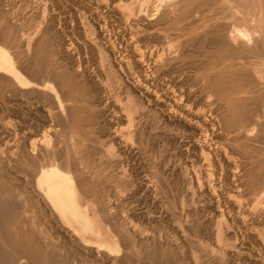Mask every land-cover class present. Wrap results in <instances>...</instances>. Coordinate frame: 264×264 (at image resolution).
<instances>
[{"label": "rangeland", "instance_id": "1", "mask_svg": "<svg viewBox=\"0 0 264 264\" xmlns=\"http://www.w3.org/2000/svg\"><path fill=\"white\" fill-rule=\"evenodd\" d=\"M2 1L3 0H0V2H2ZM43 1L44 0H4L3 1L4 4H2L3 2L0 3V6H1L0 7V14L2 15V16L0 15V36L3 34L0 37L1 40L3 39V41L0 40V47H1V49H4L5 51H7L6 53H8V55H10V58L11 57L13 58V59L11 58L12 62L15 61L16 66L17 65L19 66V70H21L20 73L21 74L23 73L22 76L25 74V72L28 73L29 72L28 69H30V73L29 74L26 73L27 76L29 75L30 77L29 76L26 77L25 75H24L25 77H23L26 84L28 83L27 85H25V87L28 91L25 90L22 92V90L20 88H18V85H16L10 79H9L10 80L9 82L8 81L6 82V78H4L5 80L3 79V81L2 80L0 81V151H1L0 157H2V159H3V162H0V178H1L0 179V264H79V263L80 264H82V263H85V264L86 263H88V264L89 263H91V264H112V262H113V264H119V263H121V264H159V263L160 264H172V263L173 264H177V263L178 264H194V263L195 264H264V237H263L264 236V206H263L264 205V201H263L264 200L263 199L264 198V163H263L264 162V152H261V150L263 149L262 147L264 145L260 144L261 141H259V143H255L258 139H260V140L262 139V141H264L263 140L264 139V136H263L264 131H262L260 128H258V129L256 128L253 132L254 127L252 125H254V122H255L253 119V115H254L255 111L254 110L251 111V109L252 108L255 109V106H254L255 104L251 103L254 99H251L250 98L251 96L249 95L251 89L252 90H253V88L255 90L258 89V91L261 93L262 91H260V89L263 90L262 87H264V82H262L264 79V76H262V78L258 77V75L260 77L262 74L264 75V72H261L262 65L264 67V63H262L261 61L260 62L257 61L259 58H260L259 60H262V58L264 60V55H263L264 54V45H263L264 44V35L262 32L263 28L259 27V26H261V22L257 23L260 21V19H258L259 18L258 15L260 14V11H261L260 10L261 8L258 9L261 5L260 0H258V2H257V0H249L250 4L248 3L247 0H241L242 2H240V0H235V1H233V0H222V1L221 0H214L212 3L214 5L216 4L215 6L211 5L212 0L211 1L209 0L210 2H208L207 0L206 1L205 0H200V1H198V0H193V1L192 0H184V1L180 0L181 3L176 0V3H175L176 5L174 3H171L172 5L168 4V3H170L168 1V2L164 3V4H167L164 6V8H162L164 4H162V7H161V9H162L161 11H163L165 9L168 10V12L170 13L169 19L171 21V23L168 24L169 31H167V32L162 31V33H161V31L159 32V33H161V37L163 36V38L157 37L158 35L156 37H153V35H150L153 32H151L152 29L149 26L150 25L149 21H146V20L142 21V22H139L138 20H134V21L128 22V23L126 22L123 24V26L119 24V21H120L119 18L122 19L121 18L122 14H120V13H122V12H120V10L122 11V9L119 6H121L122 4L125 5V3L127 4V2L129 5V3H131L135 0H132V1L122 0L123 2L117 3V4L116 3L113 4L112 3L113 0H111L112 2L110 0H63V1L62 0H57V1L56 0H49V1L45 0L44 2ZM84 2H86V3H84ZM198 2H201V3H199V5H198ZM206 2H207V4H206ZM230 2H233V3H231L232 7L230 5ZM222 3H223V6L221 7ZM234 3H236V4L234 5ZM43 4H45V5H43ZM109 4H110V6H109ZM219 4H220V6H219ZM225 4H227V5H225ZM46 5H48V6L46 7ZM157 5H158V3H157ZM157 5H154V6H157ZM195 5L199 6L200 8L202 7L201 11L203 9L205 10L206 7L208 10L207 9L205 11L203 10L202 11L203 13H202V12H200V8H198ZM206 5H208V6H206ZM210 5L213 7L210 8L209 7ZM228 5H229V7H228ZM247 5L249 6L248 8H246ZM193 6H195L196 8L194 9ZM203 6H206V7L204 8ZM233 6L237 7L236 11L234 10L235 7L232 10ZM42 7H43V9H41ZM48 7L51 9V11ZM106 7H107V10H106ZM214 7H215V10H214ZM218 7L221 8V9L219 8L220 10H224V12L223 11L221 12L220 10H218ZM250 7H251V9H250ZM55 8L57 9L56 11H55ZM118 8H119V10H118ZM173 8H175V9H173ZM179 8H182V9L179 10ZM216 8L219 11L218 15H216V13L218 12L216 10ZM196 9L199 11V13L197 12ZM211 9H212L213 15L216 12L215 13L216 16H214V17L212 16ZM257 9L259 10V12ZM43 10H44V12L47 11L48 15L46 13H44ZM103 10L106 12L104 13ZM117 10H118V12H117ZM225 10H227L229 12L226 11L227 13H225ZM240 10L241 11L243 10L245 12H241ZM193 11H194V13H197L198 15L200 13H202V14H200L198 16L197 14H194ZM246 11L247 12L249 11V12L247 13ZM107 12L110 14H107ZM2 13L5 15L3 16ZM56 13H58V15ZM60 13L63 16L60 15ZM155 13H156V11L153 12V14H155ZM242 13L244 14V16L242 15ZM245 13H247V14H245ZM249 13H251V14H249ZM92 14H94V16ZM219 14L222 15V18ZM227 14L228 15L232 14L231 17H233L234 14H236V15L233 18H231L230 16L228 17ZM83 15H84V18H83ZM192 15H193V17H192ZM209 15H211L212 17H210ZM223 15H226V16H224V18H223ZM251 15H252V17H254L256 19L257 22L254 20V18L251 17ZM59 16L61 19L59 18ZM108 16L110 19L108 18ZM185 16H187V17L185 18ZM217 16H219V17H217ZM80 17H81V19H80ZM202 17H204V18H202ZM244 17H246V19H248L249 21L245 20ZM93 18H94V20H93ZM115 18H117V19H115ZM187 18L188 19L190 18L191 20L190 19L187 20ZM215 18H218L217 19L218 21ZM238 18H239V20H238ZM225 19H230V21L229 20L224 21ZM193 20H194V23H193ZM214 20H216V21H214ZM58 21H61L60 25H59ZM83 21H85L84 24H83ZM104 21L107 23H104ZM238 21H240V22H238ZM129 23H131V24H129ZM132 23H133L134 27L132 26ZM135 23L136 24L138 23V24L136 25ZM146 23H147V25H146ZM190 23H192L193 25L191 26ZM221 23H223V26L226 23L227 28L229 30H230L232 24H233V26H242L243 25L244 27L246 26L247 28L251 27V28H253L252 30L257 32L256 36L259 35V33H260V36H258V37L262 40H259V38L255 37L259 41H257L256 39H253L252 40L253 43H251L252 41H250V43H248L249 45H247L246 43L239 44V41H237V43L234 42V44L238 45L239 47L234 45V44L232 46L237 47V49H234L235 47L232 48L231 44L229 46L227 43H223V44L217 46L216 42H218V44H219V40H217V41L215 40L216 36H218V34L221 30L223 31V28L227 29L226 26H224L223 28L220 29V27H218V26ZM251 23H252V25H251ZM90 24H91V26L89 27ZM126 25H128V26H126ZM185 25H186V27H185ZM210 25H212V26H210ZM214 25L216 26V28ZM47 26L48 27L50 26L51 30H53V31L48 32V30H50V27L48 28ZM141 26L144 28H142ZM220 26H222V25H220ZM85 27H86V29L88 28L89 31L85 30ZM146 28H147V30H146ZM187 28L189 30H186ZM212 28L217 29V32H216V30L214 31ZM46 29H48V30H46ZM129 29H130V33H128ZM259 29H260V31H259ZM143 31H145V32H143ZM152 31L155 32L156 30H152ZM206 31H207V34H208V32H209V35L211 34L210 35L211 39H208L210 36L206 34ZM213 31H214V33H213ZM224 31H228V30H224ZM224 31H223V33L225 34ZM38 32H41V33H38ZM210 32H212L213 34ZM221 32H220V34H221ZM261 32H262L263 36H261ZM32 34H34V35L37 34V35L34 37V35H32ZM45 34H48V35H45ZM146 34L149 35L150 37L147 36ZM205 34L208 37L204 36ZM27 35H29V36H27ZM51 35H53L54 37ZM133 35H135V36H133ZM136 35L138 37L145 36L149 40L150 44L152 43L151 45H156L158 47V49H161V50H163L164 48L168 49L167 46L170 43H173V45L178 46L177 49L179 51L176 49V51H174V54H175L174 55L172 51L170 52V51L166 50L165 53L161 52V55L159 57L157 55L155 56V54H154L152 56L154 58V59L152 58L153 59L152 62H156L158 60L156 62V65H159V66H156L155 64L150 65V67L145 68V71H143V74L145 73L144 74L145 76L143 74H141V76H140V73H142V72H139V70H132L130 72L129 68L127 69V67H121L120 68L122 61L124 59V56H125L124 54H126V56L130 57V55L132 54L134 46H136V45H134L135 38H133V37H136ZM171 35H174V36H171ZM201 35H203V36L201 37ZM213 36H215V38ZM223 36H225V35H223ZM17 37H18V39H17ZM89 37H90V39H88ZM92 38H93V40H92ZM129 38L131 39V41ZM150 38H152V39L150 40ZM158 38H160V39H158ZM167 38H169V39L171 38L170 40L168 39L169 43H168V41H166ZM192 38L194 39V41ZM201 38H203V39H201ZM220 38H221V36H219L216 39H220ZM24 39H26V40H24ZM29 39L32 41L31 47H30L31 49L27 47V45H29ZM198 39H200V40H198ZM212 39L215 40L216 42L214 43V41ZM27 40H28V42H27ZM37 40H38V42H37ZM39 40H40V42H39ZM47 40H49V41H47ZM76 40H77V42H76ZM153 40H155V41H153ZM210 40H212L213 42ZM52 41H54V42L52 43ZM94 41H97V42H94ZM207 41H208V45L210 42V46H211V47H209L210 50L208 47H206V46H208V45H206ZM157 42L160 43L161 45H162V43L165 44V42H166L167 46H164V45H163L164 47L160 46V44H158ZM183 42H185V43L183 44ZM198 42H200L201 45ZM3 43H5V44H3ZM23 43L25 45H23ZM34 43L37 44V46L34 45ZM96 43H97V45L95 47V50H93L94 49L93 47L95 46L94 44H96ZM190 43H192V44L194 43L193 46L196 45V47H193L192 44H190ZM211 43H212V45H211ZM240 43H242V42H240ZM6 44L9 45L8 46L9 48H7ZM54 44H55V46H54ZM213 44L216 46L213 47L214 46ZM226 44H227L228 48H226ZM245 44L247 47H245ZM251 44L252 45L254 44V47H257L258 49H250V47L251 48L253 47ZM90 45H92V46L94 45V46L92 47ZM16 46H17V49H16ZM24 46H26L27 48ZM66 46L69 48H65ZM121 46H123V47L121 48ZM18 47H20V48H18ZM21 47L23 49H21ZM204 47L206 49H204ZM212 47H213V49H212ZM220 47L221 48L224 47L225 49H221ZM240 47H241V50H240ZM13 48H14V50H13ZM70 48L73 49V50L71 49V52L75 51L73 53L75 57H72L73 54L71 55V52L67 51V49H70ZM97 48H98V50H97ZM246 48H249L250 50L249 49L246 50ZM110 49H112V50H110ZM17 50H20V51H17ZM26 50H27V52H26ZM30 50L31 51L33 50V51L31 52ZM185 50H188V52ZM190 50H191V52H189ZM193 50H194V52H192ZM230 50L233 52H231ZM255 50L257 52H255ZM112 51H116V52H113V53H115L114 56H113ZM166 52H167V54H166ZM199 52H200V54H199ZM246 52H252V53L250 55ZM253 52H255L256 53L255 55H257V56L254 57ZM28 53L30 54L32 59H30L31 57L29 56ZM59 53H61V54L59 55ZM75 53H77V54H75ZM100 53L102 55H100ZM182 53H184V55ZM188 53L190 54V57H192L193 59L195 56L196 57L198 56V57L197 58L195 57L194 60H192V58H191V60H190V57H188L189 56ZM193 53H194V56H192ZM239 53H240V55H239ZM245 53L250 55V56L246 55V57L248 56L247 58L249 59V61L250 62L252 61L251 64L253 65V67L251 64H249L250 62L245 57ZM230 54H232V55L234 54V55L232 57H228V56H231ZM260 54H262V57L259 56ZM185 55H186V57H185ZM211 55L212 56L214 55V56L212 57ZM36 56H37V58H36ZM76 56L80 57V58H78L79 60L76 58ZM100 56L102 58L101 61L103 64L100 61ZM103 56L105 57L106 60L103 58ZM122 56H123V59H122ZM165 56H167V57H165ZM208 56H210L209 57L210 60L208 59ZM241 56L242 57L244 56L245 60L243 59L244 57L242 58ZM251 56L255 59L257 57L256 61L258 62V64L260 63V65L257 64L255 59L251 60L252 59ZM59 57H61V58H59ZM221 57L224 59H221ZM249 57H251V58H249ZM25 58H26V61H25ZM43 58H45V59H43ZM46 58H48L49 60ZM27 59H30V60L27 61ZM35 59H36V62H34ZM72 59L75 60L76 64H75L74 60H72ZM80 59H81V61H80ZM231 59H232V61H231ZM234 59H236V60H234ZM31 60L34 62V64H32V67L31 66L29 67L27 64L31 65L30 63H33V62H30ZM43 60H45L44 67L42 66L44 64ZM53 60H56V61L58 60L63 65V67L59 70L61 75L58 78L51 75V73L48 77H46V75H42V73H44L45 70H47V71L49 70L50 72H52L51 70L53 68L50 67L49 64ZM60 60H62L64 62H62ZM70 60H71V62H70ZM164 60H165V62L163 63ZM241 60H242V62H241ZM23 61L25 63H23ZM77 61H79V63ZM159 61L161 64L159 63ZM198 61H200V63H196ZM246 61H248L249 63ZM19 62H20V64H19ZM73 62L75 64V66H74ZM116 62H118V63H116ZM189 62H190V66H188ZM193 62H194V64H193ZM67 63H69V64H67ZM253 63H255L256 65ZM46 64H48V65H46ZM174 64H176V65H174ZM219 64H220V66H219ZM232 64L235 66H233ZM20 65H22V66H20ZM35 65H37V67ZM106 65H107V67H106ZM111 65H112V67H111ZM154 65L158 68V75H156V74L153 75V72L151 71L155 67ZM238 65L241 67V69ZM193 66H194L195 70H196L197 66L198 67L200 66V68H198V70H196L198 72H196L195 70H191V68H189V67H193ZM236 66H238V67L236 68ZM250 66H251V68H250ZM21 67H22V69L24 68L25 72L22 71ZM25 67H26V69H25ZM40 67H43V68L39 69ZM46 67H48V68H46ZM77 67H78V69H77ZM102 67L103 68L106 67V68L103 69ZM254 67L258 68V69H254ZM79 68H80V71H78ZM100 68L104 72H102V70H100ZM112 68H113V70H112ZM114 68H115V71H114ZM119 68L121 69V72L118 71ZM149 68H151L150 71H149ZM201 68H202V70H201ZM74 69L76 71H74ZM83 69H84V71H82ZM170 69H171V71H169ZM72 70H73V72H72ZM172 70L173 71L175 70V71L173 73H171ZM186 70H188L189 73H186V72H188ZM258 70L260 71V73H258L259 72ZM263 70H264V68L262 69V71ZM243 71H246V72H243ZM251 71L255 72L254 74H256V75L251 73ZM94 72H95V74H94ZM112 72L113 73L115 72V73L113 74ZM161 72L163 73V75H161L162 74ZM167 72L169 73L168 76H166L167 74L165 75V73H167ZM33 73H34V75H33ZM78 73H80V74H78ZM116 73H117V77H115ZM120 73H122V74H120ZM175 73H176V75H175ZM242 73H244L245 75ZM249 73H251V75ZM103 74H105V75H103ZM134 74L137 75V76L135 75L137 77V79L134 76ZM146 74L148 76L150 74V78ZM183 74H185V75H183ZM235 74H237V75H235ZM85 75H86V77H85ZM109 75H111V76H109ZM118 75H121V79H120V77H118ZM171 75H173V77H169ZM239 75L240 76L244 75V76H246V78H244L242 76H241L242 79L240 77L237 78V76H239ZM33 76L36 78H34ZM75 76H76V78H75ZM122 76H124V77H122ZM188 76H190V78H188ZM191 76L192 77L194 76V78H191ZM247 76H250V77H247ZM255 76L261 81H259ZM44 77L47 78V80L44 79ZM106 77H107V79H106ZM131 77H133L134 79ZM210 77H211V79H210ZM219 77H220V79H219ZM251 77H254V78H251ZM115 78H117V79H115ZM126 78H128V79H126ZM170 78H171V80L172 79L173 80L170 81L169 80ZM182 78H184V79H182ZM29 79H31V81ZM35 79H37V81H39V83L36 82ZM99 79H100V83L98 81ZM138 79H139L140 84L138 82ZM175 79H176V82H175ZM33 80H34V82H33ZM52 80H54V81H52ZM106 80L109 82V84H107L108 82H106ZM118 80L120 82L122 80L123 83L124 82H126V83L128 82V83L123 84V83H120ZM159 80L160 81L162 80L161 81L162 84L159 83L160 82ZM189 80L191 82H189ZM244 80H246V82L247 83L249 82V83L247 84ZM145 81H148L147 82L148 84L149 83L152 84V85L149 84V86H151L152 88L154 87L153 92H151L152 89L151 90L149 89L147 91H146L145 87L143 89ZM166 81L169 83H167ZM173 81L175 82V84ZM184 81H185V83H184ZM250 81H251V83H250ZM44 82H46L47 84ZM55 82L57 84L59 82V84L57 85ZM104 82L106 85L103 84ZM117 82H119V83H117ZM194 82H196V83H194ZM240 82H242V83H240ZM40 83H43L42 85L46 84V86L45 85H44V87L42 86L43 88H45V93H42V95L39 94L38 92H36V93L32 92L33 88H36V87L41 85ZM136 83H138V85ZM186 83H189V85L188 84L185 85L186 87L182 86V88H184V89L180 90L181 85L182 84L184 85ZM98 84L100 86H102L103 88L99 87ZM163 84L164 85L166 84V86L167 85L168 86L166 87ZM193 84H196V85H193ZM250 84H252V86ZM53 85L57 86V87L55 88ZM159 86H161V87H159ZM246 86L248 88H246ZM253 86H255V87H253ZM135 87L137 88V90ZM140 87H142V88H140ZM30 88H31V90H30ZM122 88H123V91H122ZM157 88H158L161 95L158 93V90H156ZM164 88H165V90H164ZM190 88L193 90L192 95H191V91H190L191 89ZM19 89L21 91H19ZM186 89H187V92H186ZM244 89L246 91H244ZM112 90H114V91H112ZM138 90L141 93H139ZM59 91H61V92H59ZM148 91L151 92L152 94L156 91L157 95L158 94L159 95L157 97L156 93H154L156 96H154L152 98V94L149 93L151 95L150 96L148 94ZM183 91H185L186 94ZM18 92H20L19 93L20 95L17 94ZM27 92H29V93H27ZM162 92H163V94L165 93L164 96H162L163 95ZM175 92H178L179 95L182 92L181 93L182 96L181 95L179 96ZM263 92H264V90H263ZM108 93H111V94H108ZM173 93H174V95H173ZM103 94H105V95H103ZM170 94H171V96H170ZM175 94H177V95H175ZM43 95H45V96L43 97ZM64 95H66L65 98H64ZM118 95H120V96H118ZM183 95L185 97V100L183 98ZM193 95H195V96L193 97ZM141 96H142V98H141ZM176 96H178V97L176 98ZM246 96L249 97V99H247ZM144 97H145V99H143ZM146 97H147V99H146ZM168 97L169 98L171 97V98L169 99ZM190 97H191V100H190ZM203 97H205V98H203ZM27 98H29V99H27ZM45 98H46V100L44 102ZM48 98L50 101L52 100V102L47 100ZM113 98H115V99H113ZM135 98H136V100H135ZM140 98H141V100H140ZM157 98H159V99H157ZM209 98H210V102H209ZM26 99L28 100V102H26L27 101ZM108 99H109V101H108ZM172 99L176 100L179 104V105L175 106V108L177 110L174 108L171 109L172 108L171 106L174 107V102ZM177 99H179V100H177ZM243 99H244V101H243ZM23 100H24V102H23ZM29 100H30V102H29ZM65 100L67 102H65ZM106 100L108 101L107 104L105 103ZM206 100H207V103H206ZM46 101H47L48 107H47V105L45 107ZM186 101L189 103H187ZM190 101H191V103H190ZM200 101H201V103H200ZM203 101H205V103ZM128 102H130V103L128 104ZM184 102H186V103H184ZM50 103H52V104L54 103V104L52 105ZM116 103H117V106H116ZM131 103H133V105H130ZM138 103H139V105H138ZM159 103H161V104H159ZM186 104H187V106L189 105L188 107H189V109L191 108L190 110H193L191 113L193 115V117H191V118L194 119L193 123L196 124L197 121L200 123L199 124V127H200L199 130L200 131H198V132L196 129H194L193 126H191V124H193V123L191 122L190 119H187L186 117H184L183 121L179 120L180 117L183 118L184 109L189 110L188 107L186 106ZM193 104L195 105L194 107H192ZM200 104H202V105H200ZM205 104H206V106H205ZM54 105H57V106H54ZM67 105H71L72 107H74L72 122H71L69 127L67 126L66 128H63L64 127L63 126L60 128L57 126L58 124L55 121V119L53 118V116L55 115V113L60 108L65 107ZM190 105H192V106H190ZM135 106L140 108L139 109L140 113L138 112V109ZM183 106H184V108H183ZM252 106H254V107H252ZM43 107H45V108H43ZM142 107H143V110H142ZM158 108H160L162 111L159 110ZM179 108H182L181 110H183V111H181ZM202 108H203V110H202ZM46 110H48V111L46 112ZM197 110L200 112L201 111L204 112L202 114L204 117V121L206 123H207V121H209L210 123L208 122V124L206 125L202 119L203 118L202 115H201L200 119H196L194 117V112L195 111L198 112ZM207 110H208V112H207ZM212 110L214 112H212ZM164 111H166L167 113ZM172 111H174V112L172 113ZM106 112H108V113H106ZM125 112H126V114H125ZM179 112L181 113L180 115L178 114ZM47 113L49 115H46ZM122 113L126 116L128 114L129 115L127 117H125ZM131 113H133V115H132L133 117L130 116ZM138 113L141 116L138 115ZM176 113L179 116H176ZM206 113L207 114L209 113V116H207ZM205 114H206V116H205ZM50 115H52L51 116L52 118L50 117ZM104 115H105V117H104ZM174 115H175V117H174ZM162 116H164V117H162ZM212 116H213V118H212ZM215 116H218V117H215ZM246 116H247V118H246ZM208 117H210L211 119ZM249 117H251V118L249 119ZM48 118L50 120H52L53 122L50 120H47ZM141 118H143V120H141ZM172 118H173V120H172ZM164 119H165V121H164ZM245 119H247V120H245ZM113 120L115 122H113ZM212 120L214 122H212ZM255 120H256V118H255ZM138 121L140 122L139 124H137ZM246 121H249V122H246ZM250 121H253V122H250ZM27 123H28V125H27ZM49 123H50V126H49ZM250 123H252V124H250ZM187 124H189V125H187ZM203 124H205L206 126ZM218 124H221V125H218ZM209 126H210V129H211V127L212 128L214 127L213 131L209 129ZM220 126L222 129L220 128ZM25 128H26V130H25ZM113 128L115 129V132H114ZM19 129L22 130V133H21V130H19ZM56 129L59 131H57ZM61 129H62V131H61ZM99 129H101L102 132ZM191 129H193V130H191ZM250 129L252 131H250ZM194 130H195V132H194ZM256 130H258V131L256 132ZM260 130L262 132H259ZM132 131L134 133H132ZM146 131H148V132H146ZM55 132L57 133L56 135H55ZM69 132H70V134H68ZM99 132H101V133H99ZM136 132L137 133L140 132V133L137 135ZM204 132L206 133V135L203 134ZM211 132L214 135L210 134ZM103 133L107 136L103 135ZM245 133H246V135H245ZM82 134H83V136H82ZM207 134H209L211 138L207 137ZM252 134H253V136H252ZM130 135H133V136L131 137ZM153 135H155V136H153ZM103 136H104V138H103ZM137 136H141L142 138L141 137L137 138ZM201 136H205V137L201 138ZM242 136H243V138H242ZM25 137H26V139H25ZM73 137H75V138H73ZM100 137H101V139H100ZM106 137H108V138H106ZM76 138L78 140L74 141ZM113 138L115 140H113ZM215 138H218V139L216 140ZM203 139H204V141H203ZM211 139H213V140H211ZM24 140H26V141H24ZM123 140H125V142ZM143 140H145V142ZM81 141H83V142H81ZM133 141H135L136 143ZM142 141H143V143H142ZM192 141L193 142L195 141V142L192 143ZM36 142H37V144H36ZM38 142H40V143H38ZM76 142H78V143H76ZM97 142H98V144H97ZM132 142H133V144H132ZM205 142L207 143V145L205 144ZM208 142H209V144H208ZM34 143H35V146H34ZM83 143L86 145L85 147H84ZM144 143H145V146H144ZM200 143H201V145H200ZM73 144H74V146H73ZM130 144L133 146L131 147ZM197 144L199 147L200 146L202 147V145H203V147L206 146V148L208 150L204 148L205 150L200 151L201 147L199 148L197 146ZM60 145H61V147H60ZM36 146H40V147L37 148ZM42 146H43V148H41ZM72 146H73V148H70ZM207 146L210 148H208ZM218 146H219V148H218ZM223 146L227 147V148H225V150H224ZM258 146H259V148H258ZM18 147H27L28 150H17ZM33 147L38 149V151L32 150ZM78 147H80V148H78ZM106 148H107V150H109V152H112V151L114 152V153L113 152L110 153V155L112 154L111 155L112 157L110 155L107 156ZM228 148H229V150H228ZM40 149H42L43 152H41ZM74 149L75 150L77 149V150L75 151ZM68 150H74L75 153L72 154L73 156L71 155L70 151H68ZM219 150H221V152ZM227 150L229 151V153ZM253 150H255L257 153H254ZM24 152L29 153V154H31V152H35L36 154H38V156L41 154L40 157L42 156L41 157L42 159L39 158L36 154H35V156L31 155L29 158L32 159V161L37 156L36 158H39L42 161L47 158L45 161H47L48 159L49 160L51 159V161L56 160V161H58V163H62V164L65 162H70L71 164H73L77 158V160H79V162H82L81 166L83 168H86L85 169V175L86 174H88V175L95 174L97 176V175H100L104 171H108V175H107L106 179H104V176L100 177L101 179H100V182L98 184H95L92 182L90 183L89 181L84 180V182H85L84 186H85V188L88 189V196L84 195V196H81V198H80L79 203L83 209L82 213L87 215L89 217V219L94 222L93 223L94 230L97 228L96 230L99 229V230H102L103 232H106V230H107L106 227L107 228L109 227L107 222H106L107 217H105L104 214L99 210L100 205H101L100 202H101V200H103L105 206L107 208H109V210H110L109 215L112 217L118 216V218L115 222V226L117 225L116 226L117 228H115V229L117 230L118 233L120 231V229L118 227V225L120 224L119 222L120 221L122 222L123 220H127V219H128L127 221L129 223L131 222L130 223L131 226L136 227L135 228L136 230L139 229V231L137 230V232H139L138 233L139 236H137V240L139 241L140 245L142 246V251L140 252V255H139L140 257L139 258H127V260H125V261L124 260L120 261V258H119V261H117V263H116V261L114 262V258H112V260L110 262H106V261L104 262V260L100 256L99 257H97L96 255H90V256L85 255V256H83L82 253L80 254L79 244L81 241L78 238L72 237V232H73L72 229H70L69 227H67L64 224L62 225L59 222L58 218L53 217L50 214H45L40 209L38 210V207L35 206V204H33V203L31 205L29 203L27 204V200H29V188H30L29 187L30 186L29 180H32V178L29 179L31 177V176L29 177V175H32L36 172L34 171V169L32 167L33 162H31L28 158L21 159V157L18 156L20 153H21L20 156L22 154H25ZM38 152H40V153H38ZM208 152H210V156L207 155ZM233 152H234V154H233ZM239 152H241V153H239ZM17 153H18V155H17ZM43 153L45 154V157L43 156L44 155ZM79 153H81V154H79ZM215 153H217V155ZM14 154L16 155V159H15ZM258 154H260V155H258ZM232 155H234V156L232 157ZM246 155H248L249 157ZM56 156L58 158L60 157V160L56 159L57 158ZM218 156H220V157L218 158ZM255 156H256V158H255ZM18 157H19V159H18ZM242 157H243V159H242ZM11 158H13L14 160ZM233 158L235 160H233ZM81 159H82V161H81ZM247 159L248 160L250 159V160L248 161ZM21 160L24 164L21 163ZM214 160H216V161H214ZM233 161H234V164H233ZM239 161H241V162H239ZM251 161H252V163H251ZM15 162H16V164H15ZM119 162H120V164H119ZM218 162H220L221 165H219L220 163H218ZM230 162H232V163H230ZM113 163H115V164H113ZM248 163L250 164L249 167H247ZM255 163H257V164H255ZM261 163H262V165H261ZM222 164H223V166H222ZM236 164H237V166H235ZM240 164H245V165L241 166ZM254 164L257 165V168ZM66 167H67V169H66L67 171L72 170L70 165H69V167L68 166H66ZM220 167L223 169H221ZM234 167H236V169ZM162 169H163V171H162ZM231 169H232V171H231ZM253 169L255 171H253ZM86 170H87V172H86ZM241 170H243V171H241ZM237 172H238V174H237L238 177H240V176L243 177L242 181H243V184H245V187L241 188L242 191L237 188L236 182L234 183V181H235V177H234L235 174L234 173H237ZM210 173H212V175ZM231 173L234 175H232ZM253 173H255V174H253ZM26 175H28V176L25 177ZM247 175H248V177H247ZM255 175H256V177H255ZM231 178H232V180H231ZM25 179H26V181H25ZM261 179H262V181H260ZM231 181H233V182H231ZM233 183L235 186L233 185ZM18 185H20V186H18ZM102 185H106L107 186L106 189L109 187L106 190L105 194L102 195V197L104 199L100 198L101 197L100 191H101ZM210 185H211V187H210ZM217 186H219V187H217ZM230 187H231V189H230ZM97 190H98V192H97ZM222 190H223V193H222ZM237 190H238V192H237ZM154 192H155V194H154ZM20 194H21V196H20ZM108 194H109V196H108ZM232 195H234L235 197H233ZM18 196H20V197H18ZM221 196H223V197H221ZM230 196H232V198ZM227 197L230 198L231 201H230V199L227 200ZM225 198H226V201H225ZM254 200H256V202ZM252 202H254L255 207L253 206L254 204ZM232 203H234V204H232ZM25 205H26V208L30 209V210L28 209L29 211L25 208ZM257 205H259V207ZM260 205H261V207H260ZM31 206H32V208H31ZM238 206H239V208H237ZM32 209L34 212H36L35 214L32 211ZM85 210H87V212ZM26 214H28V215H26ZM23 215H25V216H23ZM129 217H130V219H129ZM33 221H34V223H33ZM132 223H134V224H132ZM25 226H26V228H25ZM33 226L35 229L33 228ZM221 227H222V229H221ZM69 230H71V231H69ZM142 230H143V233H142ZM216 233L217 234L220 233V234L217 235ZM140 234H141V236H140ZM144 234H146V235H144ZM219 235H221V236L219 237ZM88 236L86 237V240L89 242L91 247H94V246L96 247V245H98V244H104L107 242V240L104 238H102V240H101V239H97L96 237H94L92 235H88ZM141 237H143L144 239ZM147 237L149 239H147ZM187 237H188V239H186ZM139 238H141L142 240ZM258 238H260V240ZM172 239H173V241H172ZM45 243H46V245H45ZM24 247H27V249L30 250V253H32L35 256V258H33L31 261L21 260V256H20L21 252L20 251ZM11 248H12V250H11ZM113 248L115 250L114 254L118 255L117 251L121 250V248L118 249L114 245H113ZM129 252L130 251H128V253ZM155 252H156V254H155ZM81 256H83V259ZM195 259L198 261H195Z\"/></svg>", "mask_w": 264, "mask_h": 264}, {"label": "bare ground", "instance_id": "2", "mask_svg": "<svg viewBox=\"0 0 264 264\" xmlns=\"http://www.w3.org/2000/svg\"><path fill=\"white\" fill-rule=\"evenodd\" d=\"M4 1V0H3ZM2 1V2H3ZM45 1V0H44ZM43 1V2H44ZM49 1V0H48ZM57 1V0H56ZM63 1V0H62ZM111 1V0H110ZM130 1H132V0H130ZM129 1V2H130ZM170 2V3H168V4H171V3H176V0H135V1H133V2H131V3H129V5H128V2H127V4L125 3V5H121V6H119V7H121V9H122V11L120 10V12H122V13H120V14H122V19H120L119 18V24L120 25H122L123 26V24L124 23H128V22H132V21H134V20H138L139 22H142V21H149V26H150V28L152 29V30H156L155 32L154 31H152L151 29V32H153V33H151L150 35H153V37H156L157 35V37H161V33H162V31L163 32H167V31H169V27H168V24L169 23H171V21H170V19H169V12H168V10H163V11H161L162 9H161V7H162V4H164V3H166V2ZM177 1H179L180 3H181V1L180 0H177ZM184 1V0H183ZM182 1V2H183ZM193 1V0H192ZM198 1H200V0H198ZM206 1V0H205ZM208 2H210L209 0H207ZM214 0H212L211 1V3L213 2ZM222 1V0H221ZM233 1H235V0H233ZM248 1V3H249V0H247ZM2 2H0V3H2ZM29 2V1H28ZM112 2V1H111ZM121 2H123L122 0H113V4L114 3H121ZM186 2V1H185ZM240 2H242L241 0H240ZM251 2V1H250ZM257 2H258V0H257ZM50 3V2H49ZM59 3V2H58ZM84 3H86V2H84ZM157 3H158V5H157ZM187 3V2H186ZM199 3H201V2H198V5H199ZM217 3V2H216ZM225 3V2H224ZM231 3H233V2H230V5H231V7H232V4ZM246 3V2H245ZM260 3H261V5H260V7L258 8V9H260L261 11H260V14L258 15L259 16V18L258 19H260V21L259 22H257L256 21V19L254 18V17H252V15H251V17L252 18H254V20L257 22V23H260L261 22V26H259V27H262L261 29H262V32H263V35H264V0H260ZM2 4H4V2L2 3ZM1 4V5H2ZM173 4V5H174ZM178 4V3H177ZM191 4V3H190ZM206 4H207V2H206ZM236 3H234V5H235ZM250 4V3H249ZM43 5H45V4H43ZM52 5V4H51ZM119 5V4H118ZM154 5H157V6H154ZM165 5H167V4H164L163 5V7L162 8H164V6ZM172 5V4H171ZM176 5V4H175ZM211 5H214L213 3L211 4ZM209 6L210 8L211 7H213V6ZM216 5V4H215ZM214 5V6H215ZM218 5V4H217ZM225 5H227V4H225ZM244 5V4H243ZM256 5V4H255ZM258 5V6H259ZM48 5H46V7H47ZM109 6H110V4H109ZM113 6V5H112ZM195 6H197V5H195ZM195 6H193L194 7V9L196 8ZM201 6V5H200ZM206 6H208V5H206ZM206 6H203L204 8L206 7ZM219 6H220V4H219ZM223 6V3H222V5H221V7ZM1 7V6H0ZM61 7V6H60ZM115 7V6H114ZM156 7V8H155ZM172 7V6H171ZM184 7V6H183ZM198 8H200L199 6H197ZM217 7V6H216ZM226 7V6H225ZM228 7H229V5H228ZM234 7L235 6H233V8H232V10L234 9ZM249 6L247 5V7L246 8H248ZM45 8V7H44ZM49 8V7H48ZM47 8V9H48ZM91 8V7H90ZM116 8V7H115ZM155 8V9H154ZM176 8V7H175ZM175 8H173V9H175ZM178 8V7H177ZM191 8V7H190ZM202 8V7H201ZM201 8H200V12H202L201 11ZM220 7H218V10H220L219 9ZM237 7H235V11L237 10L236 9ZM245 8V7H244ZM34 9V8H33ZM41 9H43V7L41 8ZM46 9V8H45ZM50 9V8H49ZM53 9V8H52ZM89 9V8H88ZM182 8H179V10H181ZM206 9H207V7H206ZM205 9V10H206ZM224 9V8H223ZM226 9V8H225ZM228 9V8H227ZM242 9V8H241ZM250 9H251V7H250ZM256 9V8H255ZM257 9V10H258ZM54 10V9H53ZM57 9L55 8V11H56ZM106 10H107V7H106ZM115 10V9H114ZM118 10H119V8H118ZM118 10H117V12H118ZM171 10V9H170ZM178 10V11H179ZM197 10V9H196ZM195 10V11H196ZM204 10V11H205ZM208 10V9H207ZM214 10H215V7H214ZM213 10V11H214ZM216 10H217V8H216ZM217 10V11H218ZM229 10V9H228ZM244 10V9H243ZM241 11V12H245V11ZM248 10V9H247ZM254 10V9H253ZM252 10V11H253ZM46 11V10H45ZM50 11H51V9H50ZM104 11V10H103ZM113 11V10H112ZM154 11H156V13L155 14H153V12ZM189 11V10H188ZM221 12L223 11L224 12V10H220ZM227 10H225V13H227V12H229V11H227ZM239 11V12H240ZM40 12V11H39ZM43 12H44V10H43ZM87 12V11H86ZM106 11H104V13H105ZM114 12V11H113ZM191 12V11H190ZM197 12L199 13V11L197 10ZM211 12H212V9H211ZM215 12V11H214ZM233 12V11H232ZM247 12V11H246ZM249 12V11H248ZM247 12V13H248ZM258 12H259V10H258ZM44 13H48L47 11L46 12H44ZM54 13V12H53ZM101 13V12H100ZM193 13H194V11H193ZM203 13V12H202ZM202 13H200V14H202ZM205 13V12H204ZM216 13V12H215ZM215 13H214V15H213V12H212V16L214 17V16H216V15H218V13H219V11L216 13V15H215ZM235 13V12H234ZM237 13V12H236ZM247 13H245V14H247ZM254 13V12H253ZM3 14V13H2ZM41 14V13H40ZM57 15H58V13H56ZM96 14V13H95ZM102 14V13H101ZM107 14H110V13H108L107 12ZM184 14V13H183ZM194 14H197V13H194ZM199 14V15H200ZM221 14V13H220ZM219 14V15H220ZM223 14V13H222ZM229 14V13H228ZM227 14V15H228ZM241 14V13H240ZM249 14H251V13H249ZM1 15V14H0ZM5 14H3V16H4ZM10 15V14H9ZM48 15V14H47ZM60 15H62L61 13H60ZM93 16H94V14H92ZM100 15V14H99ZM98 15V16H99ZM104 15V14H103ZM185 15V14H184ZM198 15V14H197ZM198 15V16H199ZM236 14H234V16H235ZM239 15V14H238ZM242 15L244 16V14L242 13ZM241 15V16H242ZM2 16V15H1ZM46 16V15H45ZM63 16V15H62ZM110 16V15H109ZM109 16H108V18H109ZM210 17H212L211 15H209ZM221 16V18H222V15H220ZM224 16H226V15H223V18H224ZM231 17L232 16V14H230V15H228V17ZM233 16V17H234ZM246 16V15H245ZM250 16V15H249ZM12 17V16H11ZM112 17V16H111ZM174 17V16H173ZM172 17V18H173ZM187 16H185V18H186ZM192 17H193V15H192ZM217 17H219V16H217ZM233 17H231V18H233ZM238 17V16H237ZM247 17V16H246ZM246 17H244L245 18V20H248V19H246ZM53 18V17H52ZM59 18H60V16H59ZM63 18V17H62ZM65 18V17H64ZM83 18H84V15H83ZM103 18V17H102ZM105 18V17H104ZM171 18V17H170ZM180 18V17H179ZM196 18V17H195ZM202 18H204V17H202ZM226 18V17H225ZM248 18V17H247ZM251 18V19H252ZM257 18V17H256ZM41 19V18H40ZM45 19V18H44ZM57 19V18H56ZM61 19V18H60ZM80 19H81V17H80ZM110 19V18H109ZM108 19V20H109ZM115 19H117V18H115ZM190 19V18H189ZM188 18H187V20H189ZM194 19V18H193ZM212 19V18H211ZM216 20L218 19V18H215ZM63 20V19H62ZM93 20H94V18H93ZM186 20V21H187ZM191 20V19H190ZM209 20V19H208ZM216 20H214V21H216ZM221 20V19H220ZM219 20V21H220ZM230 21V19H225L224 21ZM237 20V19H236ZM238 20H239V18H238ZM253 20V21H254ZM13 21V20H12ZM82 21V20H81ZM102 21V20H101ZM118 21V20H117ZM218 21V20H217ZM223 21V20H222ZM249 21V20H248ZM10 22V21H9ZM59 22V25H60V22L61 21H58ZM84 22L85 21H83V24H84ZM197 22V21H196ZM234 22V21H233ZM236 22V21H235ZM238 22H240V21H238ZM242 22V21H241ZM11 23V22H10ZM43 23V22H42ZM82 23V22H81ZM80 23V24H81ZM104 23H107V22H105L104 21ZM193 23H194V20H193ZM98 24V23H97ZM116 24V23H115ZM129 24H131V23H129ZM136 24V23H135ZM138 24V23H137ZM136 24V25H137ZM141 24V23H140ZM139 24V25H140ZM191 24V26L193 25L192 23H190ZM189 24V25H190ZM214 24V23H213ZM212 24V25H213ZM144 25V24H143ZM146 25H147V23H146ZM188 25V24H187ZM212 25H210V26H212ZM219 25V24H218ZM217 25V26H218ZM220 25H222V26H220ZM218 27H220V29L221 28H223L224 26H226V28H227V24L225 23L224 24V26H223V23H221ZM229 25V24H228ZM231 25V24H230ZM240 25V24H239ZM251 25H252V23H251ZM63 26V25H62ZM91 26V24L89 25V27ZM104 26V25H103ZM126 26H128V25H126ZM132 26H133V23H132ZM190 26V27H191ZM215 26V25H214ZM45 27V26H44ZM48 27V26H47ZM50 27V26H49ZM48 27V28H49ZM59 27V26H58ZM105 27V26H104ZM125 27V26H124ZM134 27V26H133ZM142 27V26H141ZM185 27H186V25H185ZM202 27V26H201ZM80 28V27H79ZM82 28V27H81ZM138 28V27H137ZM142 28H144V27H142ZM209 28V27H208ZM215 28H216V26H215ZM42 29V28H41ZM45 29V28H44ZM43 29V30H44ZM59 29V28H58ZM95 29V28H94ZM192 29V28H191ZM207 29V28H206ZM213 29V28H212ZM253 28H247L246 26L244 27L243 25L242 26H233V24L231 25V28H230V30L227 28V29H224L223 28V31L224 30H228V31H224L225 32V34L223 33V31L221 32V34H220V32H219V34H218V36H216V38H218L219 36H221V38L220 39H216L215 38V36H213L214 38H215V40L217 41V40H219V44H218V42H216L215 40H213L214 41V43L216 42L217 43V46L218 45H221V44H223V43H227L229 46H230V44H231V47L233 48V47H235V46H232L233 44H234V42L235 43H237V41H239V44H243V43H246L247 45H249L248 43H250V41H252L253 39H256L257 41H259V40H262V39H260L258 36H260V33H259V35H257L256 36V34H257V32H255L254 30H252ZM255 29V28H254ZM258 29V28H257ZM9 30V29H8ZM16 30V29H15ZM46 30H48V29H46ZM85 30H88V28L86 29V27H85ZM120 30V29H119ZM127 30V29H126ZM146 30H147V28H146ZM186 30H189L188 28L186 29ZM214 31L216 30V32H217V29H213ZM49 31H53V30H51V27H50V30H48V32ZM89 31V30H88ZM87 31V32H88ZM93 31V30H92ZM105 31V30H104ZM161 31V33H159ZM214 31H213V33H214ZM259 31H260V29H259ZM91 32V31H90ZM133 32V31H132ZM143 32H145V31H143ZM195 32V31H194ZM215 32V33H216ZM227 32V33H226ZM262 32H261V36H263L262 35ZM38 33H41V32H38ZM45 33V32H44ZM128 33H130V29H129V32ZM134 33V32H133ZM136 33V32H135ZM210 33H212V32H210ZM212 33V34H213ZM12 34V33H11ZM49 34V33H48ZM48 34H45V35H48ZM132 34V33H131ZM201 34V33H200ZM206 34H207V31H206ZM204 35V36H207V35H209V32H208V34L207 35ZM3 35V34H2ZM1 35V36H2ZM26 35V34H25ZM32 35H34V34H32ZM37 35V34H36ZM36 35H34V37L36 36ZM40 35V34H39ZM44 35V34H43ZM119 35V34H118ZM125 35V34H124ZM147 35V34H146ZM175 35V34H174ZM174 35H171V36H174ZM211 35V34H210ZM209 35V36H210ZM223 35H225V36H223ZM0 36V37H1ZM7 36V35H6ZM5 36V37H6ZM19 36V35H18ZM23 36V35H22ZM27 36H29V35H27ZM51 36H53V35H51ZM133 36H135V35H133ZM147 36H149V35H147ZM165 36V35H164ZM169 36V35H168ZM177 36V35H176ZM186 36V35H185ZM203 35H201V37H202ZM4 37V38H5ZM54 37V36H53ZM56 37V36H55ZM102 37V36H101ZM130 37V36H129ZM150 37V36H149ZM148 37V38H149ZM208 37V36H207ZM255 37H257V38H259V40L257 39V38H255ZM31 38V37H30ZM131 38V37H130ZM129 38V39H130ZM133 38H135V42H134V45H136V46H134V48H133V51H132V54L130 55V57L129 56H126V54H124L125 56H124V59H123V56H122V59H123V61H122V64H121V66H120V68L121 67H127V69L129 68V71L131 72L132 70H139V72H142V73H140V76H141V74H143V71H145V68H147V67H150V65H152V64H155L156 65V62L158 61H156V62H152V60L154 59L152 56L155 54V56L157 55L158 57L161 55V52L163 53H165V51L167 50V51H172L173 52V54H174V51H176V49L178 48V46L177 45H173V43H170L168 46H167V44H166V42H165V44H163L162 43V45L160 44V43H158V44H160V46H167V48L168 49H163V50H161V49H158V47L156 46V45H151L150 44V42H149V40L145 37V36H143V37H138L137 35H136V37H133ZM161 38H163V36L161 37ZM200 38V37H199ZM17 39H18V37H17ZM23 39V38H22ZM27 39V38H26ZM26 39H24V40H26ZM35 39V38H34ZM62 39V38H61ZM88 39H90V37L88 38ZM132 39V38H131ZM131 39H130V41H131ZM152 38H150V40H151ZM157 39V38H156ZM155 39V40H156ZM158 39H160V38H158ZM168 39L169 38H167V40L166 41H168ZM171 39V38H170ZM169 39V40H170ZM178 39V38H177ZM193 39V38H192ZM196 39V38H195ZM201 39H203V38H201ZM205 39V38H204ZM207 39V38H206ZM208 39H211V36L208 38ZM0 40H1V38H0ZM46 40V39H45ZM55 40V39H54ZM92 40H93V38H92ZM118 40V39H117ZM133 40V39H132ZM155 40H153V41H155ZM198 40H200V39H198ZM212 40H210V41H212ZM255 40V41H256ZM1 41H3V39L1 40ZM5 41V40H4ZM47 41H49V40H47ZM58 41V40H57ZM90 41V40H89ZM193 41H194V39H193ZM192 41V42H193ZM206 41V40H205ZM209 41V40H208ZM208 41H207V44L206 45H208ZM212 41V42H213ZM23 42V41H22ZM26 42V41H25ZM24 42V43H25ZM27 42H28V40H27ZM37 42H38V40H37ZM39 42H40V40H39ZM54 41H52V43H53ZM62 42V41H61ZM76 42H77V40H76ZM94 42H97V41H94ZM126 42V41H125ZM133 42V41H132ZM131 42V43H132ZM152 42V41H151ZM240 42H242V43H240ZM11 43V42H10ZM23 43V45H25ZM31 43H32V41L29 39V45H27V47L28 48H30L31 47ZM36 43V42H35ZM34 43V45H36L37 46V44H35ZM63 43V42H62ZM79 43V42H78ZM88 43V42H87ZM127 43V42H126ZM155 43V42H154ZM153 43V44H154ZM168 43H169V41H168ZM185 42H183V44H184ZM199 44H200V42H198ZM203 43V42H202ZM251 43H253V41L251 42ZM256 43V42H255ZM262 43V42H261ZM3 44H5V43H3ZM28 44V43H27ZM40 44V43H39ZM45 44V43H44ZM92 44V43H91ZM100 44V43H99ZM156 44V43H155ZM190 44H192V43H190ZM194 44V43H193ZM193 44H192V46H193ZM196 44V43H195ZM227 44H226V48H228V46H227ZM246 44H245V47H247L246 46ZM2 45V44H1ZM14 45V44H13ZM60 45V44H59ZM58 45V46H59ZM65 45V44H64ZM68 45V44H67ZM72 45V44H71ZM70 45V46H71ZM95 45V46H94ZM93 46L92 45H90V46H92L94 49L93 50H95V47H96V45H97V43L96 44H94ZM109 45V44H108ZM126 45V44H125ZM129 45V44H128ZM132 45V44H131ZM130 45V46H131ZM201 45V44H200ZM203 45V44H202ZM211 45H212V43H211ZM214 45V44H213ZM225 45V44H224ZM234 45H236V44H234ZM252 45V44H251ZM250 45V46H251ZM256 45V44H255ZM264 45V44H263ZM6 46H7V48H9L8 46V44H6ZM35 46V47H36ZM54 46H55V44H54ZM84 46V45H83ZM127 46V45H126ZM163 46V47H164ZM183 46V45H182ZM190 46V45H189ZM216 45H214L213 47H215ZM236 46H238V45H236ZM249 46V47H250ZM253 47H254V44L252 45ZM13 47V46H12ZM23 47V46H22ZM21 47V49H23ZM24 47H26V46H24ZM26 47V48H27ZM46 47V46H45ZM98 47V46H97ZM111 47V46H110ZM123 46H121V48H122ZM125 47V46H124ZM128 47V46H127ZM193 47H196V45L195 46H193ZM206 47H211L210 46V42H209V45L208 46H206ZM213 47H212V49H213ZM239 47V46H238ZM244 47V46H243ZM251 48L250 47V49H258L257 47H254V48ZM18 48H20V47H18ZM25 48V49H26ZM33 48V47H32ZM65 48H69V47H65ZM84 48V47H83ZM106 48V47H105ZM112 48V47H111ZM114 48V47H113ZM160 48V47H159ZM180 48V47H179ZM188 48V47H187ZM221 48V47H220ZM16 49H17V46H16ZM15 49V50H16ZM24 49V50H25ZM31 49V48H30ZM35 49V48H34ZM41 49V48H40ZM39 49V50H40ZM71 49L72 48H70V49H67V51L68 52H71ZM76 49V48H75ZM85 49V48H84ZM120 49V48H119ZM127 49V48H126ZM132 49V48H131ZM184 49V48H183ZM192 49V48H191ZM199 49V48H198ZM204 49H206L205 47H204ZM219 49V48H218ZM221 49H225L224 47H222ZM234 49H237V47H235ZM239 49V48H238ZM245 49V48H244ZM247 49H249V48H246V50ZM249 49V50H250ZM4 49H1V47H0V81L2 80L3 81V79L4 78H6V82L8 81H10V80H12L16 85H18V88H20L21 90H22V92L23 91H28L27 89H26V87H25V85H27L26 84V82L24 81V79H23V77H28L27 76V74H29L30 73V69H28V73L27 72H25V70H24V68L22 69V67H21V69H22V71H24L25 72V76L23 75L22 76V74L20 73V71L21 70H19V66L17 67L16 66V63H15V61H13L12 62V59L10 58V55H8V53H6L7 51H3ZM7 50V49H6ZM13 50H14V48H13ZM23 50V51H24ZM66 50V49H65ZM73 50V49H72ZM97 50H98V48H97ZM100 50V49H99ZM110 50H112V49H110ZM109 50V51H110ZM117 50V49H116ZM153 50V51H152ZM178 50V49H177ZM195 50V49H194ZM194 50L192 51V52H194ZM209 50H210V48H209ZM233 50V49H232ZM240 50H241V47H240ZM245 50V51H246ZM17 51H20V50H17ZM31 51V50H30ZM33 51V50H32ZM31 51V52H32ZM85 51V50H84ZM103 51V50H102ZM101 51V52H102ZM125 51V50H124ZM127 51V50H126ZM179 51V50H178ZM185 51H187L188 52V50H185ZM217 51V50H216ZM221 51V50H220ZM224 51V50H223ZM231 51V50H230ZM238 51V50H237ZM244 51V52H245ZM254 51V50H253ZM13 52V51H12ZM11 52V53H12ZM25 52V51H24ZM26 52H27V50H26ZM45 52V51H44ZM75 52V51H74ZM74 52H71V55L74 53ZM113 52H116V51H112V53ZM131 52V51H130ZM186 52V53H187ZM189 52H191V50L189 51ZM229 52V51H228ZM231 52H233V51H231ZM243 52V51H242ZM255 52H257L256 50H255ZM255 52H253V56L255 57V56H257V55H255L256 53ZM16 53V52H15ZM30 53V52H29ZM28 53V54H29ZM36 53V52H35ZM34 53V54H35ZM127 53V52H126ZM211 53V52H210ZM246 53H248V54H250L251 55V53L252 52H246ZM245 53V57H246V55H248V54H246ZM260 53V52H259ZM27 54V53H26ZM31 54V53H30ZM30 54H29V56H30ZM58 54V53H57ZM61 53H59V55H60ZM75 54H77V53H75ZM104 54V53H103ZM114 54L115 53H113V56H114ZM129 54V53H128ZM166 54H167V52H166ZM178 54V53H177ZM183 55H184V53H182ZM189 54V53H188ZM187 54V55H188ZM199 54H200V52H199ZM224 54V53H223ZM228 54V53H227ZM258 54V53H257ZM12 55V54H11ZM100 55H102L101 53H100ZM123 55V54H122ZM175 55V54H174ZM231 56H228V57H232L233 55L232 54H230ZM239 55H240V53H239ZM250 55H248V56H250ZM264 55V54H263ZM33 56V55H32ZM53 56V55H52ZM68 56V55H67ZM169 56V55H168ZM178 56V55H177ZM182 56V55H181ZM192 56H194V53H193V55ZM212 56V55H211ZM214 56V55H213ZM212 56V57H213ZM236 56V55H235ZM247 56V57H248ZM259 56H261L262 57V54H260ZM31 57V56H30ZM58 57V56H57ZM72 57H75L74 56V54H73V56ZM110 57V56H109ZM165 57H167V56H165ZM185 57H186V55H185ZM188 57H190V54H189V56ZM196 57V56H195ZM195 57H194V59H195ZM198 57V56H197ZM196 57V58H197ZM206 57V56H205ZM210 56H208V59L210 60V58H209ZM216 57V56H215ZM225 57V56H224ZM227 57V58H228ZM242 57V56H241ZM244 57V56H243ZM242 57V58H243ZM245 57L243 58L244 60H245ZM246 57V58H247ZM252 57V56H251ZM251 57H249V58H251ZM34 58V57H33ZM36 58H37V56H36ZM59 58H61V57H59ZM64 58V57H63ZM76 58L78 59V58H80V57H77L76 56ZM75 58V59H76ZM103 58L105 59V57L103 56ZM153 58V59H152ZM157 58V57H156ZM162 58V57H161ZM169 58V57H168ZM191 58L192 57H190V60H191ZM201 58V57H200ZM234 58V57H233ZM236 58V57H235ZM259 58V57H258ZM30 59H32V57L30 58ZM30 59H27V61H29ZM43 59H45V58H43ZM46 59H48V58H46ZM69 59V58H68ZM101 56H100V61H101ZM121 59V60H122ZM193 58H192V60H194ZM203 59V58H202ZM205 59V58H204ZM221 59H224V58H222L221 57ZM229 59V58H228ZM239 59V58H238ZM241 59V58H240ZM242 59V60H243ZM255 58H253L252 57V59L251 60H254ZM260 59V58H259ZM257 60V57H256V59H255V61L257 60V61H261L262 63H264V60H263V58H262V60ZM39 60V59H38ZM37 60V61H38ZM49 60V59H48ZM72 60H74V59H72ZM79 60V59H78ZM106 60V59H105ZM108 60V59H107ZM110 60V59H109ZM226 60V59H225ZM230 60V59H229ZM228 60V61H229ZM234 60H236V59H234ZM233 60V61H234ZM242 60H241V62H242ZM247 60L249 61V59L247 58ZM25 61H26V58H25ZM40 61V60H39ZM38 61V62H39ZM60 61H62V60H60ZM66 61V60H65ZM69 61V60H68ZM80 61H81V59H80ZM119 61V60H118ZM170 61V60H169ZM219 61V60H218ZM223 61V60H222ZM231 61H232V59H231ZM238 61V60H237ZM248 61H246V62H248ZM254 61V62H255ZM256 61V62H257ZM30 62H33L32 60L30 61ZM29 62V63H30ZM34 62H36V59L34 60ZM34 62L33 63H30L31 65H29V64H27L29 67L31 66L32 67V64H34ZM37 62V63H38ZM43 62H44V64L42 65L43 67H44V65H45V60H43ZM62 62H64V61H62ZM70 62H71V60H70ZM74 62H75V60H74ZM74 62H73V64H74ZM78 63H79V61H77ZM104 62V61H103ZM165 62V60L163 61V63ZM195 62V61H194ZM194 62H193V64H194ZM205 62V61H204ZM208 62V61H207ZM220 62V61H219ZM236 62V61H235ZM250 62V61H249ZM248 62V63H249ZM252 62V61H251ZM251 62L249 63V64H251ZM255 62V63H256ZM23 63H25L24 61H23ZM22 63V64H23ZM77 63V64H78ZM99 63V62H98ZM101 63H102V61H101ZM108 63V62H107ZM114 63V62H113ZM116 63H118V62H116ZM159 63H160V61H159ZM162 63V64H163ZM187 63V62H186ZM196 63H200V61H198V62H196ZM203 63V62H202ZM255 63H253V64H255ZM19 64H20V62H19ZM67 64H69V63H67ZM75 64H76V62H75ZM75 64H74V66H75ZM103 64V63H102ZM112 64V63H111ZM161 64V63H160ZM221 64V63H220ZM220 64H219V66H220ZM238 64V63H237ZM248 64V65H249ZM257 64H258V62H257ZM26 65V66H27ZM38 65V64H37ZM37 65H35L36 67H37ZM46 65H48V64H46ZM85 65V64H84ZM99 65V64H98ZM117 65V64H116ZM154 65V66H155ZM174 65H176V64H174ZM178 65V64H177ZM186 65V64H185ZM202 65V64H201ZM233 65V64H232ZM252 65V64H251ZM256 65V64H255ZM258 65H260V63L258 64ZM20 66H22V65H20ZM34 66V67H35ZM49 66L50 67H52L53 69L51 70L52 72H50L49 70L47 71V70H45V72L44 73H42V75H46V77H48L49 75H50V73H51V75H53V76H55V77H59L60 75H61V73L59 72V70L63 67V65H62V63H60L58 60L56 61V60H53V61H51V63L49 64ZM73 66V67H74ZM77 66V65H76ZM103 66V65H102ZM109 66V65H108ZM156 66H159V65H156ZM155 66V67H156ZM188 66H190V62H189V65ZM187 66V67H188ZM195 66V65H194ZM194 66L193 67H189V68H191V70H195V68H194ZM224 66V65H223ZM231 66V65H230ZM233 66H235V65H233ZM239 66V65H238ZM238 66H236V68L238 67ZM24 67V66H23ZM43 67H40L39 69H41V68H43ZM67 67V66H66ZM86 67V66H85ZM98 67V66H97ZM106 67H107V65H106ZM105 67V68H106ZM111 67H112V65H111ZM152 67V66H151ZM154 67V68H155ZM161 67V66H160ZM182 67V66H181ZM180 67V68H181ZM196 67V66H195ZM218 67V66H217ZM240 67V66H239ZM252 67H253V65H252ZM257 67V66H256ZM261 67V66H260ZM28 68V67H27ZM46 68H48V67H46ZM72 68V67H71ZM81 68V67H80ZM80 68H79V70L78 71H80ZM103 68V67H102ZM105 68H103V69H105ZM119 68V69H120ZM152 69L151 70V68H149V71L151 70L152 72H153V75H158V68L156 67L155 69ZM172 68V67H171ZM179 68V69H180ZM194 68V69H193ZM198 68H200V66L198 67L197 66V68H196V70H198ZM204 68V67H203ZM232 68V67H231ZM235 68V67H234ZM250 68H251V66H250ZM264 67H263V65H262V69H263ZM25 69H26V67H25ZM37 69V68H36ZM35 69V70H36ZM77 69H78V67H77ZM118 69V71H120L121 72V69L119 70ZM174 69V68H173ZM207 69V68H206ZM221 69V68H220ZM240 69H241V67H240ZM254 69H258V68H255L254 67ZM262 69H261V72H264V70L262 71ZM34 70V71H35ZM44 70V69H43ZM87 70V69H86ZM100 70H102L101 68H100ZM111 70V69H110ZM112 70H113V68H112ZM184 70V69H183ZM195 70V71H196ZM201 70H202V68H201ZM200 70V71H201ZM236 70V69H235ZM243 70V69H242ZM250 70V69H249ZM260 70V69H259ZM258 70V71H259ZM37 71V70H36ZM35 71V72H36ZM41 71V70H40ZM70 71V70H69ZM74 71H76L75 69H74ZM82 71H84V69L82 70ZM114 71H115V68H114ZM169 71H171V69L169 70ZM175 71V70H174ZM173 70H172V72L171 73H173L174 72ZM186 71H188V70H186ZM256 71V70H255ZM34 72V73H35ZM72 72H73V70H72ZM102 72H104L103 70H102ZM111 72V71H110ZM117 72V71H116ZM123 72V71H122ZM134 72V71H133ZM132 72V73H133ZM179 72V71H178ZM181 72V71H180ZM196 72H198V71H196ZM236 72V71H235ZM241 72V71H240ZM243 72H246V71H243ZM27 73V74H26ZM34 73H33V75H34ZM101 73V72H100ZM113 73V72H112ZM115 73V72H114ZM113 73V74H114ZM162 73V72H161ZM160 73V74H161ZM177 73V72H176ZM176 73H175V75H176ZM186 73H189V71L188 72H186ZM248 73V72H247ZM251 73H255V72H252L251 71ZM251 73H249L250 75H251ZM258 73H260V71L258 72ZM38 74V73H37ZM36 74V75H37ZM78 74H80V73H78ZM94 74H95V72H94ZM120 74H122V73H120ZM145 74V73H144ZM143 74V75H144ZM167 74V75H166ZM168 72L167 73H165V75L166 76H168ZM182 74V73H181ZM192 74V73H191ZM242 74H244V73H242ZM262 74V73H261ZM32 75V74H31ZM41 75V74H40ZM76 75V74H75ZM103 75H105V74H103ZM102 75V76H103ZM108 75V74H107ZM124 75V74H123ZM136 74H134V76H135ZM147 75V74H146ZM161 75H163V73L161 74ZM183 75H185V74H183ZM207 75V74H206ZM205 75V76H206ZM213 75V74H212ZM235 75H237V74H235ZM245 75V74H244ZM244 75H241L242 77H244V78H246V76H244ZM254 75H256V74H254ZM258 75V74H257ZM71 76V75H70ZM97 76V75H96ZM95 76V77H96ZM109 76H111V75H109ZM131 76V75H130ZM137 76V75H136ZM135 76V77H136ZM145 76V75H144ZM148 76V75H147ZM240 75L239 76H237V78L238 77H240L241 79H242V77H241ZM253 76V75H252ZM262 76H264L263 74L261 75V77L258 75V77L259 78H262ZM30 77V76H29ZM32 77V76H31ZM34 77V76H33ZM40 77V76H39ZM51 77V76H50ZM78 77V76H77ZM85 77H86V75H85ZM108 77V76H107ZM107 77H106V79H107ZM115 77H117V73H116V76ZM118 77H120V79H121V75H118ZM122 77H124V76H122ZM149 78H150V74H149V76H148ZM160 77V76H159ZM158 77V78H159ZM169 77H173V75H171V76H169ZM181 77V76H180ZM225 77V76H224ZM247 77H250V76H247ZM256 77V76H255ZM34 78H36V77H34ZM75 78H76V76H75ZM114 78V77H113ZM131 78H133V77H131ZM146 78V77H145ZM155 78V77H154ZM179 78V77H178ZM185 78V77H184ZM184 78H182V79H184ZM188 78H190V76H188ZM191 78H194V76L192 77L191 76ZM239 78V79H240ZM251 78H254V77H251ZM250 78V79H251ZM257 78V77H256ZM10 79V80H9ZM44 79H46L47 80V78H45L44 77ZM94 79V78H93ZM96 79V78H95ZM98 79V78H97ZM115 79H117V78H115ZM114 79V80H115ZM119 79V78H118ZM126 79H128V78H126ZM125 79V80H126ZM134 79V78H133ZM136 79H137V77H136ZM210 79H211V77H210ZM219 79H220V77H219ZM222 79V78H221ZM258 79V78H257ZM5 80V79H4ZM30 81H31V79H29ZM36 80V82H38L39 83V81H37V79H35ZM42 80V79H41ZM40 80V81H41ZM50 80V79H49ZM103 80V79H102ZM112 80V79H111ZM110 80V81H111ZM141 80V79H140ZM146 80V79H145ZM148 80V79H147ZM150 80V79H149ZM170 81H172L171 80V78L169 79ZM179 80V79H178ZM177 80V81H178ZM193 80V79H192ZM249 80V79H248ZM259 80V79H258ZM52 81H54V80H52ZM94 81V80H93ZM99 81V83H100V79L98 80ZM119 81V80H118ZM127 81V80H126ZM135 81V80H134ZM152 81V80H151ZM160 81V80H159ZM162 81V80H161ZM161 81L159 82V83H161ZM186 81V80H185ZM185 81H184V83H185ZM245 82H246V80H244ZM259 81H261V80H259ZM33 82H34V80H33ZM43 82V81H42ZM106 82H108L107 80H106ZM112 82V81H111ZM120 82V81H119ZM119 82H117V83H119ZM137 82V81H136ZM138 82H139V79H138ZM148 81H145L144 82V86H143V89H144V87L146 88V91L147 90H151V92H153L154 90V87L152 88L151 86H149V84L147 83ZM167 82V81H166ZM174 82V81H173ZM175 82H176V79H175ZM175 82H174V84H175ZM182 82V81H181ZM189 82H191L190 80H189ZM243 82V81H242ZM242 82H240V83H242ZM255 82V81H254ZM262 82H264V79H263V81ZM37 83V84H38ZM44 83H46V82H44ZM56 83V82H55ZM90 83V82H89ZM115 83V82H114ZM120 83H123V81L121 80V82ZM124 83H126V82H124ZM123 83V84H124ZM128 83V82H127ZM126 83V84H127ZM143 83V82H142ZM167 83H169V82H167ZM194 83H196V82H194ZM247 83V82H246ZM249 83V82H248ZM247 83V84H248ZM250 83H251V81H250ZM257 83V82H256ZM41 85L40 86H38V87H36V88H33V91L32 92H34V93H36V92H38L39 94H41L42 95V93H45V88H43L44 87V85L46 86V84H44V85H42L43 83H40ZM57 84V83H56ZM55 84V85H56ZM58 84H59V82H58ZM57 84V85H58ZM94 84V83H93ZM103 84H105V82L103 83ZM107 84H109V82L107 83ZM135 84V83H134ZM137 85H138V83H136ZM139 84H140V82H139ZM162 84V83H161ZM177 84V83H176ZM189 85V83H186V84H182L181 85V88H180V90H183L184 88H182V86H185V85ZM5 85V84H4ZM99 85V84H98ZM106 85V84H105ZM111 85V84H110ZM109 85V86H110ZM133 85V84H132ZM150 85H152V84H150ZM164 85V84H163ZM180 85V84H179ZM178 85V86H179ZM193 85H196V84H193ZM226 85V84H225ZM251 86H252V84H250ZM249 85V86H250ZM254 85V84H253ZM43 86V87H42ZM54 86V85H53ZM93 86V85H92ZM97 86V85H96ZM104 86V85H103ZM108 86V87H109ZM114 86V85H113ZM117 86V85H116ZM130 86V85H129ZM156 86V85H155ZM164 86H166V84L164 85ZM168 86V85H167ZM166 86V87H167ZM172 86V85H171ZM175 86V85H174ZM191 86V85H190ZM199 86V85H198ZM229 86V85H228ZM260 86V85H259ZM263 86V85H262ZM55 88L57 87V86H54ZM59 87V86H58ZM91 87V86H90ZM99 87H102V86H100L99 85ZM139 87V86H138ZM149 87V88H148ZM159 87H161V86H159ZM173 87V86H172ZM186 87V86H185ZM193 87V86H192ZM195 87V86H194ZM253 87H255V86H253ZM252 87V88H253ZM258 87V86H257ZM256 87V88H257ZM103 88V87H102ZM111 88V87H110ZM119 88V87H118ZM117 88V89H118ZM136 88V87H135ZM140 88H142V87H140ZM171 88V87H170ZM246 88H248L247 86H246ZM263 88V90H264V87H262ZM4 89V88H3ZM19 89V91H21ZM100 89V88H99ZM113 89V88H112ZM121 89V88H120ZM125 89V88H124ZM160 89V88H159ZM163 89V88H162ZM167 89V88H166ZM191 89V88H190ZM251 89V88H250ZM260 89V88H259ZM30 90H31V88H30ZM108 90V89H107ZM135 90V89H134ZM136 90H137V88H136ZM156 90H158V88L156 89ZM164 90H165V88H164ZM173 90V89H172ZM263 90L262 89H260V91H262L261 93L258 91V89L257 90H255L254 88H253V90L251 89L250 90V98L251 99H254L251 103H254L253 105L255 106V109H251V111L252 110H254L255 111V113H254V115H253V119H254V125H252L253 127H254V129H253V132H254V130L257 128H260L262 131H264V92H263ZM13 91V90H12ZM112 91H114V90H112ZM122 91H123V88H122ZM139 91V90H138ZM137 91V92H138ZM171 91V90H170ZM191 91V95H192V89L190 90ZM237 91V90H236ZM244 91H246L245 89H244ZM59 92H61V91H59ZM90 92V91H89ZM119 92V91H118ZM117 92V93H118ZM151 92H149L148 91V94L149 93H151ZM180 92V91H179ZM183 92H185V91H183ZM186 92H187V89H186ZM186 92H185V94H186ZM203 92V91H202ZM249 92V91H248ZM12 93V92H11ZM16 93V92H15ZM14 93V94H15ZM20 92H18L17 94H19ZM27 93H29V92H27ZM37 93V94H38ZM64 93V92H63ZM62 93V94H63ZM93 93V92H92ZM91 93V94H92ZM100 93V92H99ZM139 93H141L140 91H139ZM138 93V94H139ZM154 93H156V95H157V92L155 91ZM152 94V98L154 97V96H156L155 94ZM158 93L160 94V92H159V90H158ZM175 93H177L178 94V92H175ZM182 93V92H181ZM181 93H180V95H181ZM218 93V92H217ZM234 93V92H233ZM247 93V92H246ZM26 94V93H25ZM61 94V93H60ZM65 94V93H64ZM88 94V93H87ZM96 94V93H95ZM107 94V93H106ZM108 94H111V93H108ZM121 94V93H120ZM158 94V95H159ZM162 94H163V92H162ZM165 94V93H164ZM164 94L162 95V96H164ZM177 94H175V95H177ZM20 95V94H19ZM32 95V94H31ZM103 95H105V94H103ZM128 95V94H127ZM130 95V94H129ZM140 95V94H139ZM150 95V94H149ZM158 95H157V97H158ZM161 95V94H160ZM173 95H174V93H173ZM179 95V94H178ZM179 95V96H180ZM18 96V95H17ZM22 96V95H21ZM34 96V95H33ZM45 95H43V97H44ZM65 96L66 95H64V98H65ZM91 96V95H90ZM89 96V97H90ZM101 96V95H100ZM112 96V95H111ZM118 96H120V95H118ZM131 96V95H130ZM151 96V95H150ZM149 96V97H150ZM168 96V95H167ZM166 96V97H167ZM170 96H171V94H170ZM182 96V95H181ZM195 95H193V97H194ZM27 97V96H26ZM94 97V96H93ZM110 97V96H109ZM108 97V98H109ZM114 97V96H113ZM137 97V96H136ZM173 97V96H172ZM178 96H176V98H177ZM18 98V97H17ZM22 98V97H21ZM25 98V97H24ZM104 98V97H103ZM102 98V99H103ZM141 98H142V96H141ZM141 98H140V100H141ZM163 98V97H162ZM169 98V97H168ZM171 98V97H170ZM169 98V99H170ZM180 98V97H179ZM183 98H184V100H185V97H184V95H183ZM189 98V97H188ZM203 98H205V97H203ZM208 98V97H207ZM211 98V97H210ZM210 98H209V102H210ZM246 98L247 99H249V97H247L246 96ZM27 99H29V98H27ZM26 99V100H27ZM98 99V98H97ZM113 99H115V98H113ZM119 99V98H118ZM138 99V98H137ZM143 99H145V97L143 98ZM146 99H147V97H146ZM157 99H159V98H157ZM174 99V98H173ZM172 99V100H173ZM193 99V98H192ZM202 99V98H201ZM212 99V98H211ZM31 100V99H30ZM30 100H29V102H30ZM39 100V99H38ZM45 100H46V98L44 99V102H45ZM47 100H49V98L47 99ZM130 100V99H129ZM135 100H136V98H135ZM167 100V99H166ZM177 100H179V99H177ZM189 100V99H188ZM190 100H191V97H190ZM42 101V100H41ZM50 101V100H49ZM108 101H109V99H108ZM107 100H106V104H107V102H108ZM138 101V100H137ZM136 101V102H137ZM156 101V100H155ZM243 101H244V99H243ZM23 102H24V100H23ZM26 102H28V100L26 101ZM50 102H52V100L50 101ZM56 102V101H55ZM65 102H67L66 100H65ZM131 102V101H130ZM130 102H128V104L130 103ZM140 102V101H139ZM150 102V101H149ZM163 102V101H162ZM166 102V101H165ZM173 102H174V107L173 106H171L172 108L171 109H176L175 108V106H177V105H179L178 104V102L176 101V100H173ZM180 102V101H179ZM187 102V101H186ZM186 102H184V103H186ZM204 103H205V101H203ZM212 102V101H211ZM35 103V102H34ZM49 103V102H48ZM94 103V102H93ZM112 103V102H111ZM110 103V104H111ZM143 103V102H142ZM170 103V102H169ZM187 103H189V102H187ZM190 103H191V101H190ZM200 103H201V101H200ZM206 103H207V100H206ZM28 104V103H27ZM50 104H52V103H50ZM54 104V103H53ZM52 104V105H53ZM57 104V103H56ZM65 104V103H64ZM97 104V103H96ZM135 104V103H134ZM148 104V103H147ZM159 104H161V103H159ZM164 104V103H163ZM168 104V103H167ZM35 105V104H34ZM46 105H47V101H46V104H45V107H46ZM66 105V104H65ZM90 105V104H89ZM98 105V104H97ZM104 105V104H103ZM102 105V106H103ZM130 105H133V103H131ZM137 105V104H136ZM138 105H139V103H138ZM142 105V104H141ZM140 105V106H141ZM155 105V104H154ZM169 105V104H168ZM183 105V104H182ZM200 105H202V104H200ZM33 106V105H32ZM43 106V105H42ZM54 106H57V105H54ZM116 106H117V103H116ZM152 106V105H151ZM186 106H187V104H186ZM189 106V105H188ZM187 106V107H188ZM190 106H192V105H190ZM195 105L193 104V106L192 107H194ZM205 106H206V104H205ZM204 106V107H205ZM220 106V105H219ZM254 106H252V107H254ZM45 107H43V108H45ZM47 107H48V105H47ZM97 107V106H96ZM131 107V106H130ZM137 109H138V112H139V109L140 108H138L137 106H135ZM182 107V106H181ZM203 107V108H204ZM218 107V106H217ZM248 107V106H247ZM251 107V106H250ZM249 107V108H250ZM54 108V107H53ZM126 108V107H125ZM135 108V109H136ZM183 108H184V106H183ZM203 108H202V110H203ZM55 109V108H54ZM58 109V108H57ZM56 109V110H57ZM133 109V108H132ZM136 109V110H137ZM145 109V108H144ZM157 109V108H156ZM159 110H161L160 108H158ZM180 110L182 109V108H179ZM188 109H189V107H188ZM191 109V108H190ZM189 109V110H190ZM205 109V108H204ZM118 110V109H117ZM121 110V109H120ZM142 110H143V107H142ZM177 110V109H176ZM179 110V111H180ZM185 110L184 109V114H183V118L182 117H180L179 118V120L180 121H183L184 120V117H186L187 119H190L191 120V122L193 123L194 122V119L193 118H191V117H193V115L191 114L192 113V111L193 110ZM196 110V109H195ZM201 110V109H200ZM48 110H46V112H47ZM110 111V110H109ZM112 111V110H111ZM132 111V110H131ZM147 111V110H146ZM162 111V110H161ZM171 111V110H170ZM169 111V112H170ZM175 111V110H174ZM174 111H172V113L174 112ZM181 111H183V110H181ZM198 111V110H197ZM247 111V110H246ZM43 112V111H42ZM45 112V111H44ZM55 112V111H54ZM73 112H74V107H72L71 105H67V106H65V107H62V108H60L56 113H55V115L53 116V118L55 119V121L57 122V126L58 127H63V128H66L67 126L69 127L70 126V124H71V122H72V118H73ZM134 112V111H133ZM149 112V111H148ZM164 112H166V111H164ZM178 112V111H177ZM196 112V111H195ZM194 112V117L196 118V119H200L201 118V115L204 113V112H200V111H198V112H196L195 113ZM207 112H208V110H207ZM212 112H214L213 110H212ZM221 112V111H220ZM242 112V111H241ZM106 113H108V112H106ZM140 113V112H139ZM138 113V115H140ZM167 113V112H166ZM165 113V114H166ZM216 113V112H215ZM250 113V112H249ZM113 114V113H112ZM123 114V113H122ZM125 114H126V112H125ZM144 114V113H143ZM179 115L181 114L180 112L178 113ZM207 114V113H206ZM206 114H205V116H206ZM211 114V113H210ZM244 114V113H243ZM248 114V113H247ZM46 115H49L48 113L46 114ZM107 115V114H106ZM124 115V114H123ZM129 115V114H128ZM127 115V116H128ZM133 115V113H131V117H133L132 116ZM137 115V116H138ZM152 115V114H151ZM167 115V114H166ZM179 115H177V113H176V116H179ZM213 115V114H212ZM52 115H50V117H51ZM125 117H127L126 115H124ZM135 116V115H134ZM141 116V115H140ZM145 116V115H144ZM182 116V115H181ZM207 116H209V113L207 114ZM248 116V115H247ZM247 116H246V118H247ZM49 117V118H50ZM100 117V116H99ZM104 117H105V115H104ZM112 117V116H111ZM160 117V116H159ZM162 117H164V116H162ZM174 117H175V115H174ZM202 117H203V115H202ZM211 117V116H210ZM210 117H208V118H210ZM215 117H218V116H215ZM242 117V116H241ZM252 117V116H251ZM251 117H249V119L251 118ZM256 118V120H255V118ZM47 119V120H50V119ZM52 118V117H51ZM139 118V117H138ZM137 118V119H138ZM148 118V117H147ZM168 118V117H167ZM171 118V117H170ZM185 118V119H186ZM212 118H213V116H212ZM53 119V120H54ZM128 119V118H127ZM136 119V120H137ZM145 119V118H144ZM163 119V118H162ZM203 119V121H204V117L202 118ZM211 119V118H210ZM216 119V118H215ZM219 119V118H218ZM19 120V119H18ZM99 120V119H98ZM102 120V119H101ZM111 120V119H110ZM123 120V119H122ZM129 120V119H128ZM134 120V119H133ZM141 120H143V118H141ZM161 120V119H160ZM172 120H173V118H172ZM175 120V119H174ZM245 120H247V119H245ZM37 121V120H36ZM50 121H52V120H50ZM150 121V120H149ZM164 121H165V119H164ZM169 121V120H168ZM188 121V120H187ZM186 121V122H187ZM211 121V120H210ZM218 121V120H217ZM222 121V120H221ZM243 121V120H242ZM53 122V121H52ZM51 122V123H52ZM55 122V123H56ZM113 122H115L114 120H113ZM130 122V121H129ZM132 122V121H131ZM178 122V121H177ZM185 122V123H186ZM208 122L209 121H207V123L204 121V123L207 125L208 124ZM212 122H214L213 120H212ZM246 122H249V121H246ZM250 122H253V121H250ZM134 123V122H133ZM132 123V124H133ZM140 122L138 121L137 122V124H139ZM202 123V122H201ZM210 123V122H209ZM216 123V122H215ZM222 123V122H221ZM98 124V123H97ZM101 124V123H100ZM135 124V123H134ZM142 124V123H141ZM183 124V123H182ZM199 122L197 121L196 122V124H191V126H193L194 127V129H196L197 130V132L198 131H200L199 129H200V127H199ZM205 124H203V125H205ZM248 124V123H247ZM246 124V125H247ZM250 124H252V123H250ZM27 125H28V123H27ZM102 125V124H101ZM131 125V124H130ZM170 125V124H169ZM187 125H189V124H187ZM202 125V124H201ZM205 125V126H206ZM212 125V124H211ZM218 125H221V124H218ZM49 126H50V123H49ZM85 126V125H84ZM135 126V125H134ZM154 126V125H153ZM215 126V125H214ZM32 127V126H31ZM43 127V126H42ZM52 127V126H51ZM57 127V128H58ZM86 127V126H85ZM105 127V126H104ZM138 127V126H137ZM188 127V126H187ZM24 128V127H23ZM40 128V127H39ZM50 128V127H49ZM149 128V127H148ZM168 128V127H167ZM205 128V127H204ZM220 128H221V126H220ZM230 128V127H229ZM44 129V128H43ZM54 129V128H53ZM114 129V128H113ZM138 129V128H137ZM140 129V128H139ZM190 129V128H189ZM209 129H210V126H209ZM213 129H214V127L212 128L211 127V129L210 130H212L213 131ZM216 129V128H215ZM222 129V128H221ZM19 130H21V129H19ZM24 130V129H23ZM25 130H26V128H25ZM57 130V129H56ZM101 132H102V130L101 129H99ZM106 130V129H105ZM142 130V129H141ZM191 130H193V129H191ZM259 131V132H262V131ZM32 131V130H31ZM47 131V130H46ZM50 131V130H49ZM53 131V130H52ZM57 131H59V130H57ZM61 131H62V129H61ZM123 131V130H122ZM129 131V130H128ZM163 131V130H162ZM204 131V130H203ZM222 131V130H221ZM240 131V130H239ZM250 131H252L251 129H250ZM249 131V132H250ZM258 130H256V132H257ZM18 132V131H17ZM25 132V131H24ZM101 132H99V133H101ZM114 132H115V129H114ZM131 132V131H130ZM146 132H148V131H146ZM194 132H195V130H194ZM202 132V131H201ZM207 132V131H206ZM219 132V131H218ZM21 133H22V130H21ZM40 133V132H39ZM98 133V134H99ZM117 133V132H116ZM132 133H134L133 131H132ZM137 133V132H136ZM135 133V134H136ZM140 133V132H139ZM139 133H137V135L139 134ZM208 133V132H207ZM229 133V132H228ZM264 133V132H263ZM262 133V134H263ZM57 133L55 132V135H56ZM67 134V133H66ZM68 134H70V132L68 133ZM85 134V133H84ZM120 134V133H119ZM122 134V133H121ZM198 134V133H197ZM202 134V133H201ZM200 134V135H201ZM203 134H205L206 135V133L204 132ZM210 134H212V132L210 133ZM216 134V133H215ZM218 134V133H217ZM249 134V133H248ZM251 134V133H250ZM4 135V134H3ZM35 135V134H34ZM103 135H105L104 133H103ZM113 135V134H112ZM148 135V134H147ZM209 134H207V137H210V135L208 136ZM212 135H214V134H212ZM235 135V134H234ZM245 135H246V133H245ZM82 136H83V134H82ZM105 136H107V135H105ZM122 136V135H121ZM131 137L133 136V135H130ZM150 136V135H149ZM153 136H155V135H153ZM172 136V135H171ZM196 136V135H195ZM252 136H253V134H252ZM264 136V135H263ZM262 136V137H263ZM115 137V136H114ZM135 137V136H134ZM133 137V138H134ZM141 136H137V138H140ZM202 137H205V136H201V138ZM73 138H75V137H73ZM103 138H104V136H103ZM106 138H108V137H106ZM110 138V137H109ZM122 138V137H121ZM142 138V137H141ZM211 138V137H210ZM242 138H243V136H242ZM261 138V137H260ZM25 139H26V137H25ZM29 139V138H28ZM100 139H101V137H100ZM117 139V138H116ZM154 139V138H153ZM196 139V138H195ZM198 139V138H197ZM216 140L218 139V138H215ZM229 139V138H228ZM253 139V138H252ZM16 140V139H15ZM78 139L76 138L74 141H77ZM113 140H115L114 138H113ZM207 140V139H206ZM211 140H213V139H211ZM232 140V139H231ZM264 140V139H263ZM24 141H26V140H24ZM73 141V140H72ZM80 141V140H79ZM124 142H125V140H123ZM136 141V140H135ZM135 141H133V142H135ZM138 141V140H137ZM140 141V140H139ZM144 142H145V140H143ZM143 141H142V143H143ZM200 141V140H199ZM202 141V140H201ZM203 141H204V139H203ZM259 141H261V145H264V141H262V139L260 140V139H258L255 143H259ZM34 142V141H33ZM81 142H83V141H81ZM96 142V141H95ZM123 142V143H124ZM133 142H132V144H133ZM195 142V141H194ZM193 141H192V143H194ZM217 142V141H216ZM38 143H40V142H38ZM51 143V142H50ZM76 143H78V142H76ZM108 143V142H107ZM127 143V142H126ZM136 143V142H135ZM199 143V142H198ZM218 143V142H217ZM252 143V142H251ZM22 144V143H21ZM36 144H37V142H36ZM62 144V143H61ZM84 144V143H83ZM97 144H98V142H97ZM138 144V143H137ZM205 144L207 145V143L205 142ZM208 144H209V142H208ZM250 144V143H249ZM17 145V144H16ZM25 145V144H24ZM63 145V144H62ZM131 145V144H130ZM135 145V144H134ZM200 145H201V143H200ZM218 145V144H217ZM247 145V144H246ZM245 145V146H246ZM252 145V144H251ZM259 145V144H258ZM27 146V145H26ZM31 146V145H30ZM34 146H35V143H34ZM47 146V145H46ZM56 146V145H55ZM73 146H74V144H73ZM73 146L72 147H70V148H73ZM82 146V145H81ZM86 145L84 144V147H85ZM133 145H131V147H132ZM144 146H145V143H144ZM197 146H198V144H197ZM212 146V145H211ZM220 146V145H219ZM219 146H218V148H219ZM226 146V145H225ZM228 146V145H227ZM17 147V146H16ZM37 148L38 147H40V146H36ZM60 147H61V145H60ZM91 147V146H90ZM99 147V146H98ZM102 147V146H101ZM100 147V148H101ZM107 147V146H106ZM135 147V146H134ZM199 147V146H198ZM201 147V146H200ZM199 147V148H200ZM208 147V146H207ZM216 147V146H215ZM214 147V148H215ZM224 147V146H223ZM222 147V148H223ZM253 147V146H252ZM31 148V147H30ZM41 148H43V146L41 147ZM63 148V147H62ZM78 148H80V147H78ZM155 148V147H154ZM198 148V149H199ZM207 149L206 148V146L205 147H203V145H202V147L200 148V151H202V150H205V149ZM208 148H210V147H208ZM225 148H227V147H224L223 149L225 150ZM247 148V147H246ZM258 148H259V146H258ZM257 148V149H258ZM263 149L261 150V152H264V146L262 147ZM94 149V148H93ZM98 149V148H97ZM109 149V148H108ZM216 149V148H215ZM222 149V150H223ZM17 150H28L27 149V147H18L17 148ZM32 150H35V151H38V149H36V148H34L33 147V149ZM41 150V152H43L42 151V149H40ZM75 150V149H74ZM74 150H68V151H70V153H71V155L72 154H74L75 152H74ZM77 150V149H76ZM75 150V151H76ZM106 150H107V148H106ZM170 150V149H169ZM208 150V149H207ZM212 150V149H211ZM228 150H229V148H228ZM227 150V151H228ZM259 150V149H258ZM60 151V150H59ZM80 151V150H79ZM97 151V150H96ZM101 151V150H100ZM213 151V150H212ZM220 152H221V150H219ZM218 151V152H219ZM260 151V150H259ZM1 152V151H0ZM17 152V151H16ZM61 152V151H60ZM113 152V151H112ZM112 152H109V150H107L106 151V153H107V156L108 155H110V153H112ZM164 152V151H163ZM172 152V151H171ZM219 152V153H220ZM238 152V151H237ZM253 152L254 153H257L255 150H253ZM15 153V152H14ZM22 153V152H21ZM20 153V154H21ZM25 154H22L21 156H20V154L18 155V153H17V155L19 156V157H21V159H24V158H28L31 162H33V165H32V167H33V169H34V171L36 172V173H34V174H32V175H29V179H31L32 178V180H29L30 181V188H29V200H27V204L29 203L30 205L33 203V204H35V206H37L38 207V210L40 209V210H42L43 211V213H45V214H50L51 216H53V217H56V218H58V220H59V222L63 225H66L67 227H69L70 229H72V237H75V238H78L81 242H80V244H79V247H80V254L82 253V255L83 256H85V255H96L97 257H101L103 260H104V262L106 261V262H110L111 260H112V258H114V262L116 261V263H117V261H119V258H120V261H125V260H127V258H139L140 256V252L142 251V246L140 245V243H139V241L137 240V236H139L138 235V233L139 232H137V230L139 231V229H135L136 227H133V226H131V222L129 223L127 220H123L122 222L120 221L119 223V225H118V227H119V229H120V231H119V233L117 232V230L115 229V228H117L116 226H115V222H116V220H117V218H118V216H116V217H112V216H110L109 214V208H107L106 206H105V204H104V201L103 200H101V202H100V211L104 214V216L105 217H107V224H108V228L106 227V232H103L102 230H94V225H93V221L92 220H90L89 219V217L87 216V215H85V214H83L82 213V207H81V205H80V198H81V196H88V189L87 188H85V186H84V184H85V182H84V180H87V181H89L90 183L92 182V183H95V184H98L99 182H100V177H103L104 176V179H106V177H107V175H108V171H104V172H102L100 175H95V174H91V175H88V174H86L85 175V169L86 168H83L81 165H82V162H79V160H77V158H76V160L74 161V163L73 164H71L70 162H65V163H58V161H56V160H53V161H51V159L49 160H47V161H45V160H40L39 158H41L40 157V155L38 156V154H36L35 152H31V154H29V153H26V152H24ZM38 153H40V152H38ZM46 153V152H45ZM57 153V152H56ZM55 153V154H56ZM114 153V152H113ZM157 153V152H156ZM218 153V154H219ZM223 153V152H222ZM228 153H229V151H228ZM239 153H241V152H239ZM250 153V152H249ZM3 154V153H2ZM35 154L39 157V158H34V160L32 161V159H30L29 157L32 155H34L35 156ZM44 154V153H43ZM50 154V153H49ZM58 154V153H57ZM79 154H81V153H79ZM201 154V153H200ZM216 155H217V153H215ZM233 154H234V152H233ZM76 155V154H75ZM74 155V156H75ZM112 155V154H111ZM110 155V156H111ZM207 155L208 156H210V152H208L207 153ZM206 155V156H207ZM225 155V154H224ZM227 155V154H226ZM242 155V154H241ZM244 155V154H243ZM250 155V154H249ZM256 155V154H255ZM258 155H260V154H258ZM3 156V155H2ZM14 156H15V159H16V155L14 154ZM44 157H45V154L43 155ZM62 156V155H61ZM73 156V155H72ZM77 156V155H76ZM156 156V155H155ZM202 156V155H201ZM215 156V155H214ZM234 155H232V157H233ZM246 156H248V155H246ZM4 157V156H3ZM12 157V156H11ZM19 157H18V159H19ZM57 157V156H56ZM79 157V156H78ZM112 157V156H111ZM169 157V156H168ZM220 156H218V158H219ZM225 157V156H224ZM229 157V156H228ZM231 157V156H230ZM241 157V156H240ZM239 157V158H240ZM249 157V156H248ZM258 157V156H257ZM10 158V157H9ZM33 158V157H32ZM50 158V157H49ZM80 158V157H79ZM165 158V157H164ZM211 158V157H210ZM216 158V157H215ZM238 158V159H239ZM246 158V157H245ZM255 158H256V156H255ZM5 159V158H4ZM11 159H13V158H11ZM17 159V160H18ZM42 159V158H41ZM56 159H58V160H60V157L58 158H56ZM117 159V158H116ZM119 159V158H118ZM161 159V158H160ZM207 159V158H206ZM209 159V158H208ZM229 159V158H228ZM232 159V158H231ZM230 159V160H231ZM242 159H243V157H242ZM14 160V159H13ZM110 160V159H109ZM115 160V159H114ZM165 160V159H164ZM163 160V161H164ZM210 160V159H209ZM233 160H235L234 158H233ZM237 160V159H236ZM245 160V159H244ZM248 160V159H247ZM246 160V161H247ZM250 160V159H249ZM248 160V161H249ZM81 161H82V159H81ZM111 161V160H110ZM117 161V160H116ZM162 161V162H163ZM208 161V160H207ZM214 161H216V160H214ZM218 161V160H217ZM0 162H3V159H2V157H0ZM112 162V161H111ZM155 162V161H154ZM165 162V161H164ZM209 162V161H208ZM229 162V161H228ZM239 162H241V161H239ZM254 162V161H253ZM21 163H23L22 162V160H21ZM218 163H220V162H218ZM230 163H232V162H230ZM245 163V162H244ZM251 163H252V161H251ZM258 163V162H257ZM257 163H255V164H257ZM264 163V162H263ZM15 164H16V162H15ZM24 164V163H23ZM102 164V163H101ZM105 164V163H104ZM110 164V163H109ZM113 164H115V163H113ZM119 164H120V162H119ZM142 164V163H141ZM229 164V163H228ZM233 164H234V161H233ZM254 164V165H255ZM260 164V163H259ZM27 165V164H26ZM69 165H70V167L72 168V170L71 171H67L66 169H67V167L66 166H68L69 167ZM205 165V164H204ZM219 165H221V163L219 164ZM241 166L242 165H245V164H240ZM249 163H248V166L247 167H249ZM261 165H262V163H261ZM28 166V165H27ZM117 166V165H116ZM222 166H223V164H222ZM235 166H237V164L235 165ZM253 166V165H252ZM256 166V168H257V165H255ZM11 167V166H10ZM208 167V166H207ZM259 167V166H258ZM213 168V167H212ZM221 168V167H220ZM219 168V169H220ZM235 169H236V167H234ZM255 168V167H254ZM111 169V168H110ZM165 169V168H164ZM221 169H223V168H221ZM238 169V168H237ZM240 169V168H239ZM250 169V168H249ZM248 169V170H249ZM4 170V169H3ZM23 170V169H22ZM25 170V169H24ZM116 171V170H115ZM162 171H163V169H162ZM178 171V170H177ZM221 171V170H220ZM223 171V170H222ZM231 171H232V169H231ZM241 171H243V170H241ZM252 171V170H251ZM253 171H255L254 169H253ZM86 172H87V170H86ZM99 172V171H98ZM234 172V171H233ZM247 172V171H246ZM22 173V172H21ZM165 173V172H164ZM207 173V172H206ZM222 173V172H221ZM90 174V173H89ZM211 175H212V173H210ZM209 174V175H210ZM232 174V173H231ZM235 174V175H234ZM234 174H232V175H234V177H235V181H234V183L236 182V185H237V188L238 189H240L241 190V188H244L245 187V184H243V181H242V176H240V177H238V172L237 173H234ZM253 174H255V173H253ZM170 175V174H169ZM207 175V174H206ZM208 175V176H209ZM244 175V174H243ZM263 175V174H262ZM28 175H26L25 177H27ZM252 176V175H251ZM20 177V176H19ZM233 177V176H232ZM233 177V178H234ZM247 177H248V175H247ZM255 177H256V175H255ZM5 178V177H4ZM171 178V177H170ZM261 178V177H260ZM1 179V178H0ZM111 179V178H110ZM28 180V179H27ZM231 180H232V178H231ZM25 181H26V179H25ZM24 181V182H25ZM250 181V180H249ZM260 181H262V179L260 180ZM109 182V181H108ZM148 182V181H147ZM227 182V181H226ZM231 182H233V181H231ZM246 182V181H245ZM151 183V182H150ZM210 183V182H209ZM234 183H233V185H234ZM231 184V183H230ZM249 184V183H248ZM100 185V184H99ZM218 185V184H217ZM17 186V185H16ZM18 186H20V185H18ZM209 186V185H208ZM222 186V185H221ZM235 186V185H234ZM255 186V185H254ZM101 187V186H100ZM106 185H102V188H101V191H100V194H101V197L100 198H102V199H104L103 197H102V195H104L105 194V192H106V190L109 188H107L106 189ZM210 187H211V185H210ZM215 187V186H214ZM217 187H219V186H217ZM216 187V188H217ZM222 188V187H221ZM99 189V188H98ZM169 189V188H168ZM176 189V188H175ZM218 189V188H217ZM230 189H231V187H230ZM229 189V190H230ZM181 190V189H180ZM215 190V189H214ZM236 190V189H235ZM209 191V190H208ZM242 191V190H241ZM240 191V192H241ZM97 192H98V190H97ZM237 192H238V190H237ZM239 192V193H240ZM109 193V192H108ZM222 193H223V190H222ZM98 194V193H97ZM154 194H155V192H154ZM216 194V193H215ZM262 194V193H261ZM214 195V194H213ZM217 195V194H216ZM224 195V194H223ZM16 196V195H15ZM20 196H21V194H20ZM20 196H18V197H20ZM107 196V195H106ZM108 196H109V194H108ZM107 196V197H108ZM233 197H235L234 195H232ZM232 196H230L231 198H232ZM7 197V196H6ZM221 197H223V196H221ZM229 197V196H228ZM227 197V200L228 199H230V198H228ZM26 198V197H25ZM106 198V197H105ZM258 198V197H257ZM17 199V198H16ZM264 199V198H263ZM233 200V199H232ZM236 200V199H235ZM225 201H226V198H225ZM230 201H231V199H230ZM234 201V200H233ZM239 201V200H238ZM246 201V200H245ZM255 202H256V200H254ZM264 201V200H263ZM237 202V201H236ZM240 202V201H239ZM244 202V201H243ZM112 203V202H111ZM116 203V202H115ZM253 204H254V202H252ZM26 204V205H27ZM230 204V203H229ZM228 204V205H229ZM232 204H234V203H232ZM236 204V203H235ZM240 204V203H239ZM258 204V203H257ZM26 205H25V208H26ZM131 205V204H130ZM238 205V204H237ZM262 205V204H261ZM261 205H260V207H261ZM115 206V205H114ZM254 207H255V204L253 205ZM258 207H259V205H257ZM264 206V205H263ZM196 207V206H195ZM228 207V206H227ZM231 207V206H230ZM257 207V208H258ZM31 208H32V206H31ZM126 208V207H125ZM237 208H239V206L237 207ZM27 210L29 209V208H26ZM111 209V208H110ZM247 209V208H246ZM256 209V208H255ZM30 210V209H29ZM28 210V211H29ZM168 210V209H167ZM195 210V209H194ZM32 211H33V209H32ZM86 212H87V210H85ZM131 211V210H130ZM175 211V210H174ZM263 211V210H262ZM34 212V211H33ZM36 212H34V214H35ZM178 213V212H177ZM33 214V213H32ZM126 214V213H125ZM222 214V213H221ZM26 215H28V214H26ZM31 215V214H30ZM41 215V214H40ZM121 215V214H120ZM123 215V214H122ZM158 215V214H157ZM23 216H25V215H23ZM32 216V215H31ZM30 216V217H31ZM37 216V215H36ZM124 217V216H123ZM146 217V216H145ZM35 218V217H34ZM128 218V217H127ZM159 218V217H158ZM129 219H130V217H129ZM165 219V218H164ZM250 219V218H249ZM36 220V219H35ZM120 220V219H119ZM122 220V219H121ZM37 221V220H36ZM130 221V220H129ZM184 222V221H183ZM252 222V221H251ZM33 223H34V221H33ZM162 223V222H161ZM132 224H134V223H132ZM221 224V223H220ZM224 224V223H223ZM35 226V225H34ZM34 226H33V228H34ZM225 227V226H224ZM25 228H26V226H25ZM237 228V227H236ZM35 229V228H34ZM196 229V228H195ZM221 229H222V227H221ZM60 231V230H59ZM69 231H71V230H69ZM217 231V230H216ZM219 231V230H218ZM35 232V231H34ZM159 232V231H158ZM142 233H143V230H142ZM154 233V232H153ZM162 233V232H161ZM221 233V232H220ZM220 233H218V234H220ZM217 234V233H216ZM217 234V235H218ZM260 234V233H259ZM88 235H92V236H94V237H96L97 239H101L102 240V238H104V239H106L107 240V242L106 243H104V244H98V245H96V247L94 246V247H91V245L89 244V242L86 240V237L88 236ZM144 235H146V234H144ZM184 235V234H183ZM213 235V234H212ZM215 235V234H214ZM140 236H141V234H140ZM150 236V235H149ZM221 235H219V237H220ZM256 236V235H255ZM89 237V236H88ZM158 237V236H157ZM185 237V236H184ZM261 237V236H260ZM264 237V236H263ZM141 238H143V237H141ZM141 238H139V239H141ZM216 238V237H215ZM93 239V238H92ZM144 239V238H143ZM147 239H149L148 237H147ZM186 239H188V237L186 238ZM259 240H260V238H258ZM60 240V239H59ZM114 240V241H113ZM142 240V239H141ZM183 240V239H182ZM216 240V239H215ZM96 241V240H95ZM149 241V240H148ZM172 241H173V239H172ZM54 242V241H53ZM100 243V242H99ZM149 243V242H148ZM150 244V243H149ZM45 245H46V243H45ZM57 245V244H56ZM113 245L114 246H116V248H118V249H120L121 248V250H118L117 251V253H118V255H116V254H114L115 253V250H114V248H113ZM49 246V245H48ZM176 246V245H175ZM51 247V246H50ZM176 249V248H175ZM11 250H12V248H11ZM128 251H130L129 253H128ZM21 253V260H27V261H31L33 258H35V256L32 254V253H30V250L29 249H27V247H24V248H22V250L20 251ZM152 253V252H151ZM153 254V253H152ZM155 254H156V252H155ZM218 255V254H217ZM70 256V255H69ZM83 256H81L82 257V259H83ZM88 257V256H87ZM182 257V256H181ZM223 257V256H222ZM50 258V257H49ZM70 258V257H69ZM92 258V257H91ZM145 258V257H144ZM193 259V258H192ZM20 260V261H21ZM70 260V259H69ZM85 260V259H84ZM88 260V259H87ZM90 260V259H89ZM94 260V259H93ZM194 261V260H193ZM195 261H198V260H196L195 259ZM40 262V261H39ZM84 262V261H83ZM171 262V261H170ZM29 263V262H28ZM199 263V262H198ZM80 264V263H79ZM82 264H85V263H82ZM86 264H88V263H86ZM89 264H91V263H89ZM112 264H113V262H112ZM119 264H121V263H119ZM160 264V263H159ZM173 264V263H172ZM178 264V263H177ZM195 264V263H194Z\"/></svg>", "mask_w": 264, "mask_h": 264}]
</instances>
